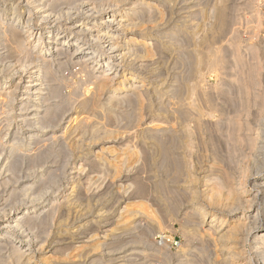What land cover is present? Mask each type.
<instances>
[{
    "label": "rangeland",
    "instance_id": "obj_1",
    "mask_svg": "<svg viewBox=\"0 0 264 264\" xmlns=\"http://www.w3.org/2000/svg\"><path fill=\"white\" fill-rule=\"evenodd\" d=\"M11 1V2H10ZM20 1V2H19ZM48 1V0H47ZM59 0H57L56 2H58ZM67 1H68V3L70 4H66L67 3ZM65 0V1H63V0H61L60 2H58V3H50V4H47V3H49V1L46 3V0H1L0 1V10H6V9H8V8H11V6L12 5H14L15 7H14V10L12 11V12H15L16 11V15H18L19 17H20V20H19V23H18V25H16V27L15 28H13L12 29V31L9 33V35H11V36H8V38L7 39H10V40H6L5 42H4V44H3V42H1V38H0V60H4V61H0V68H1V70H0V72H2V73H0V78H5L6 76H13L14 78H13V83L12 84H10V85H8L7 87H9V86H12L15 82H16V84H19V86H23L24 84H26L25 83V80H29V76L31 75L30 73L32 72V68H33V65L36 63L35 61H34V59H33V57H30L31 56V54L29 55L28 53V51H24V52H22V51H20V50H22V49H20V50H18V49H16V50H18V51H20L21 53H19L18 51H16L15 50V48H17V47H19V48H22V46L20 47V45H23V43H22V41L26 38V35H24L23 34V31H22V28L24 27V26H26L27 25V22L29 21L30 23H32V24H34V26L32 27V30H34V32L35 33H38V34H40V32H43V34H42V36H41V38L42 39H44V37L47 35V32L50 30V29H54V30H56V31H60L61 33H62V35H61V37L59 38V42H57L56 41V39H55V41L57 42H55L56 44H59V46H62V44H64V43H67V42H70L69 44H72V43H76V41H75V39H76V37H77V34H75L74 32H71V30H69V22H70V20L71 19H102L101 18V15H103V14H108V13H111L114 9H119L120 8V13L123 11V9H124V7H126V6H124V2L125 1H121V0H94L93 1V3H91V1L92 0H85V1H82V0H80V1H78L77 0V2H76V0ZM108 1V2H107ZM135 0H126V2H134ZM153 2H150V0H139V3H138V7L136 8V9H134V11H140L141 10V14L142 15H140V13H138L137 15L138 16H136L137 18H139V19H142L143 20V23H145V26L144 27H142V29H141V27H140V29L142 30V31H146L147 33H148V35L149 34H152L151 36H153L152 38V42L155 44H157V47L159 48L160 47V40H163V35H169V36H171V37H174V40H172V44L171 45H173V50H175V49H177V47H178V49H179V47H180V45H184V47H186L185 49H184V47H180V48H182V50H186V53H185V51H182L183 53L182 54H184L185 53V55L186 54H188V55H186V56H188V57H190L189 55H193V52H194V55H199V54H201L202 52H199V51H204L203 53L206 55V53H208L209 54V58L207 57V59L208 60H205V58H204V64H206V66H203L204 64H202V66L200 65V67H198V68H195V69H197L196 71H195V69L194 68H192V67H190V66H193V67H195L194 65H195V62H194V64H191V62L193 63V58H188V60H187V58L185 59V57L186 56H182V57H180L181 56V54H180V56H178L179 55V52H177V51H179V50H176V51H173V53L171 54L170 52H169V54L167 53V52H164V53H161L160 54V49H158L157 48V50H156V44L154 45H152V47H153V49L154 50H156V54H159V55H156L155 57H154V59L153 60H147L145 63H147V64H149V62H150V64H152L153 62H154V64H152V67L154 68V71H155V73H153V74H156L155 76L154 75H152V74H150L149 75V73H147V75H146V83L148 84V86H147V90H146V93L147 94H145V99L143 100V101H141L140 103H141V105H140V103L139 104H137L136 102H135V104L136 105H132V104H134V103H132L131 104V102L129 101V103L132 105V109H134V110H131V107H129L130 105H128L129 103H128V101H125L124 103H122L123 105H122V108H119V107H121V105L119 106V107H115V105L116 104H113L112 106H110L109 107V109L111 110L110 112H112L113 111V113H115V114H113L114 115V119L113 118H111L110 119V117H113V115L111 116L110 114H112V113H109V114H107L108 115V117H109V115H110V117H109V119H107L108 121V123H105L106 122V120L104 119V118H99V121L102 123V125L104 124L105 125V127L109 130L110 128L114 131V133H113V136H117L116 138H115V141H114V137L112 136V135H110L109 137H112V138H101L100 140H97V142H96V139L93 137L94 135L92 134V133H86V134H84V135H80L79 137L80 138H82V139H80V142H79V145L77 146V148H76V144H74L73 142H74V136H75V134L74 135H70L69 137H68V135H64V137H59V138H52L51 137V141H52V143H50L51 141H47V138H49L50 137V135L52 136L53 134V132H51L52 130H58V129H60V128H62L63 126H64V122H66L67 120L66 119H69L70 118V115L73 113V112H75V111H78L79 109H80V106H81V102L80 101H82L83 100V98L85 97V93H84V91H85V89H86V83L84 84V83H82V82H84L83 80H84V78H83V76H81V75H84L83 74V72L81 71V70H79V68L78 67H81V65L79 66L77 63L76 64H74L77 60L75 59V61L72 59V57H70L71 58V61H73V62H71L70 60H69V64H66L65 65V70L63 71V68H64V66H58L59 67V69H58V67H56L57 65H58V63H59V61H64V62H66V61H68V58L69 57H67V55H61V56H58V57H49V59H50V61H48L47 62V64L49 63V66H51L52 67V71H51V73H53V74H51V75H49L50 77H55L56 78V80H57V78L59 77V79H58V81H55V80H53V82H52V79L54 78H49V79H51V80H49L47 83L49 84V85H51V87H49V85L48 84H46V86H45V91L43 90V93H44V97L46 98V99H49V101L47 100L46 101V99H45V101L42 103V101H41V103H38L39 101H34L33 103H32V101H29V100H34V99H36V98H34V96H31V98H28L27 100H24L23 101V104H25V109H23V110H25V111H21V110H19V106H18V101L19 100H14L13 101V105H12V107H11V105H9V103H7V104H5L4 102L5 101H3V103L5 104V106H4V104H0V107H3L2 109H0V115H1V119H0V152L2 153H0V208L2 207V209H0V220L2 221V220H6V219H8V218H10V217H13V216H15L17 213H21L22 214V212H24V210L27 212L28 210H31L32 211V208L31 207H33V206H35V204L37 203V200L35 199V198H33L35 195H32V194H35L34 192H33V189L32 190H30V191H28V193H27V195H22V193H24L25 191L24 190H26V188H21V182L22 181H24V183H25V185H27V183H28V186H29V184L30 185H32L33 183H34V186H33V188H34V190H36V191H38V190H41L43 187H47V186H49V191H48V194H51L52 196H53V198H51V199H54L55 198V205L57 206V210H56V214H55V209L52 211L53 213H51V212H48V213H46L45 215L47 216V218H45V216H44V218H45V220H44V222L41 220L42 218V216L40 217V219L38 218V228L37 227H34V225H32V227L34 228V229H32V227L29 225V224H27L26 226H25V228L24 227H22L21 228V230L20 229H18V228H16V230L15 229H12L13 231V235H11L10 236V238H8V239H5V240H3L2 241V243L0 242V244H1V246L3 245V247L5 248V250L1 247L0 248V258H1V261H3L2 259H4V261H7V260H9L8 258H9V256L11 255V253H12V249H13V245L12 244H15L17 241H19V240H21V239H23V240H26V242H27V245H26V249H28L29 251H26V253L28 252V254L32 257V261H33V264L34 263H36V264H43L42 262V260H43V258H45L46 256H49V255H52V254H54V257H56L55 259L57 260L58 258V260L60 261V260H62V258H60V255H61V257H63L64 255H65V253L67 254V252L70 254L71 252H72V250L74 251V253H72V254H70V257L71 258H69L68 260H69V264H76V263H78V262H80V261H84V262H81V264L83 263V264H87V263H89V264H93V260L95 259V258H99V259H101L100 261H103V263L104 264H109V262H106V259H108V258H110V257H120L119 255H121V256H124V253H121L123 250H121L122 249V247H120L119 246V244L118 243H116L117 245H111L110 246V250L111 249H113V252H111V251H109V252H111V253H109V252H107V251H105V250H107V248L105 249V248H101L99 251H92V252H89L88 253V251H86L85 250V252H82V253H80L81 255L83 254V253H86V254H83L84 256H86L85 257V259H82V258H84L83 256H81V258L80 257H74V258H76V259H72V257L74 256V254L75 253H78V251H77V249H75L74 247H77L78 245H80V242H81V245H83V243H84V241H85V239L87 238V240L86 241H88V238L90 239V237H88L89 235L90 236H92L94 233H97V234H95V235H98V236H96V241H93L94 243L95 242H99L100 240H99V238L100 237H102V231L104 230V228L105 229H107L108 227L109 228H111L112 226H116V223H117V220H118V217H119V214H120V212H121V210H122V208H123V206H125V204H127V202H132L131 203V205L130 206H132L133 204H134V202L133 201H135V204L137 205V203H136V201H138V202H141V200L143 201V199L145 200L144 201V203L146 202V203H148V204H150V205H152V207H150V205H148V204H146L145 203V206L146 205H148L147 206V208H149L150 207V209H148L149 211L150 210H152L151 208H153V210H154V212H156L157 210V208L161 211V213L159 212V211H157L156 213H153V214H155L153 217H155V218H160V219H162L163 221H161L162 222V227H161V229L160 228H156V227H152V225L151 224H147V221H146V223H145V221H144V219H146V217L142 214H139L138 216H140V217H138V220H136V226H135V228H136V230H135V228H133L132 229V232H131V234H134L136 237L135 238H137V237H140V235L143 237V239L145 240V244H135V246L137 247L135 250H134V252H136V253H134V256H136V257H131L132 259V262H131V264H136L135 262H137L138 263V261H139V259H140V262H143V261H146L147 259L149 260V262H148V264H151V262L152 263H156V264H161L160 263V261H163V259H167L166 258V256L165 255H163V254H160V252H159V250L160 249H165V247H164V244H163V237L164 236H168L167 237V241H169L170 239H172V241L171 242H168V251L171 253V255H170V257H169V264H175L176 263V257H177V255H175L178 251H179V249H180V246L181 245H184V244H189V241H186V238L183 236V234L181 233L182 232V222H180V221H182L181 219L184 217V213H185V211H186V208L188 209L189 207L188 206H191L192 204H195V205H200V204H204L205 206L206 205H208L207 204V202L200 196L199 198H194V199H190V197L189 196H184L185 195V193H186V195H188L189 194V192L191 191L190 189H197V190H201V188L203 187L202 186V180L205 178V176H207V175H209V173H206V172H209L208 171V169H209V167L214 163V162H212V161H215V159H218V161L220 162H218L217 160V162L221 165V163H222V165H223V163H226V165L227 166H229V164L230 165H232L233 163H237L236 165H237V167H236V165L235 164H233V167L232 166H229V167H225V164L222 166L221 165V167H223L224 169H226L227 170V168H230V172L231 173H233V175L234 176H237L244 168L246 169V170H248V174L250 173V176H251V174H253L254 172H252V170H251V167H252V163H254L257 159H260L261 157H263V155L260 153H258V152H252V150H250V149H248V148H246V147H240V146H237V143H233V142H236V140H234V135H236V133L237 132H233V131H237L236 130V128H237V122L236 121H238V122H240L239 120H242V122L244 123V124H246V125H248V126H250L251 128H254L252 131H251V134L253 135V136H259V138H260V140L261 139H263V135H264V118H262L261 116L262 115H260L261 113H259L260 111H259V109H261V108H258V107H260L261 105H264V100H263V98H261V97H264V0H227L228 2H226L225 1V3L227 4V8L229 9L230 8V10H228V12H230L231 10H233V11H231L230 12V14L228 13V15H230V18L228 17V20H229V22L227 23V24H229L228 25V27H226L225 29H226V31H225V29H224V32L222 31L221 32V34H219L220 32H216V33H213V28H214V25H215V23L214 22H216V21H214L213 19H212V17H214L215 18V16H214V14H215V10L213 9L215 6H217V4L215 3V2H218V4L220 3V0H175L176 1V3L175 2H173L174 0H152ZM3 2V3H2ZM16 2V4H14ZM18 2V3H17ZM63 2H66L65 4L63 3ZM70 2H72L73 4H71ZM74 2H76V4H74ZM90 2V3H89ZM111 2H113V3H111ZM116 2V3H115ZM143 2H145V3H143ZM180 2V3H179ZM195 2H198L197 3V6H196V3ZM232 2V3H231ZM6 3V4H5ZM47 4V5H45V4ZM159 3V4H158ZM171 4V7H170V4ZM175 3V4H174ZM178 3H179V5H178ZM195 3V4H194ZM11 4V5H10ZM53 4H55V5H53ZM62 4V5H61ZM94 4V5H93ZM95 4H97V5H95ZM111 4V5H110ZM118 4V5H117ZM148 4V5H147ZM166 4V5H165ZM180 4H182V5H180ZM186 4V5H185ZM193 5V7H194V5H195V7L194 8H188V7H192V5ZM233 4V5H232ZM42 5V6H41ZM61 5V6H60ZM87 5V6H86ZM90 5H91V7H90ZM93 5V6H92ZM167 5H169L168 7H170V8H167ZM175 5V6H174ZM183 5H185L186 7H187V9H186V7L185 6H183ZM188 5V6H187ZM253 5V6H252ZM52 6H55V8H57V6H59V8H57V10L54 8V7H52ZM67 6V7H66ZM107 6V7H106ZM109 6V7H108ZM162 6H164V8L161 7ZM179 6V7H178ZM235 6V7H234ZM52 7V8H51ZM84 7V8H83ZM106 7V8H105ZM144 7V8H143ZM150 7V8H149ZM153 7H157V9H164L162 12H163V14H162V12L160 11V10H157V9H155V8H153ZM166 7V8H165ZM177 7V8H176ZM236 7H238V8H236ZM51 8V9H50ZM112 8V9H111ZM141 8V9H140ZM148 10H146V9ZM153 8V9H152ZM200 8V9H199ZM201 8H206L205 10H203V11H206V10H208V12H214L213 14L212 13H210V14H212L213 16H210L209 17V13L206 11L205 13L204 12H202V14H200V12L202 11V9ZM216 8V7H215ZM54 9V10H53ZM94 9V10H93ZM142 9H144L145 11H147V12H149L150 11V13H146L144 10H142ZM151 9V10H150ZM177 9L179 10V11H177ZM181 9H183V10H181ZM211 9H213L212 11H211ZM236 9V10H235ZM239 9V10H238ZM241 9V10H240ZM44 10H49V12L47 11L46 13L45 12H43ZM71 12H70V11ZM96 10V11H95ZM105 10V11H104ZM154 10V11H153ZM200 10V11H199ZM66 11H67V13H66ZM89 11V12H88ZM158 11H160V12H158ZM165 11V12H164ZM168 11V12H167ZM191 13H190V12ZM197 11V12H196ZM39 12V13H38ZM58 14H57V13ZM77 12V13H76ZM96 12V13H95ZM155 12H156V17H154V15H155ZM195 12H196V14H195ZM3 12L2 11H0V14H2ZM28 13V14H27ZM66 13V14H65ZM86 13V14H85ZM90 13V14H89ZM146 13V15H144V14ZM159 13H161V14H159ZM188 13V14H187ZM193 13V14H192ZM203 13L204 14H206V16L204 15V16H202L203 15ZM45 14H46V16H47V18H48V22L47 23H43L42 22V20L41 19H43V18H41V17H43V16H45ZM57 14V15H56ZM76 14V15H75ZM148 14V15H147ZM151 14V16H153V18L151 17V16H149ZM154 14V15H153ZM164 14H165V16H166V14H168V15H170V17H168V15H167V17H165L164 16ZM185 14H187L186 16L187 17H185ZM197 14H199L200 16H196ZM56 15V16H55ZM88 15V16H87ZM139 15H140V17H139ZM144 15V16H143ZM162 15V16H161ZM256 15H258V16H260L261 18L260 19H255L256 18ZM10 16H12V15H10ZM142 16V17H141ZM145 16H149L150 18H147V17H145ZM160 16V17H159ZM164 16V21L163 22H159L158 23V26L156 27V28H154V29H151L152 28V23H151V21L152 20H154V18H156V19H159V18H162ZM191 16V17H190ZM7 17H9L8 15L6 16V17H2V16H0V21H1V19L2 20H5ZM40 17V18H39ZM54 17V18H53ZM62 17V18H61ZM91 17V18H90ZM128 17H133V11H131V13L127 16V17H125L124 19H128ZM143 17H144V19H143ZM159 17V18H158ZM176 17V18H175ZM183 17V19H180V18H182ZM196 17V18H195ZM203 17V18H202ZM207 17V18H206ZM38 18H39V20H38ZM51 18V19H50ZM57 18H60V19H57ZM146 18L148 19L147 21H146ZM165 18H167L166 20H165ZM184 18H186V20H184ZM210 18V19H209ZM67 19V20H66ZM118 19H120V17H118ZM122 19V18H121ZM201 19V20H200ZM205 20V24L203 25V23H204V20ZM207 19V20H206ZM28 20V21H27ZM189 20H191L190 22H189ZM195 20V21H194ZM213 21V22H210V21ZM21 21H24L25 23L23 24V22H21ZM35 21H39V22H35ZM83 21V20H82ZM82 21H80V23L78 22V25H80L81 24V22ZM86 21H88V20H86ZM184 21H186V23L184 22ZM255 21H257V24L260 22V25H256V22ZM34 22V23H33ZM55 22V23H54ZM151 24H150V23ZM181 22H183L184 24H182ZM188 22H189V24H188ZM209 22L211 23V24H209ZM1 23V22H0ZM164 23V24H163ZM195 23V24H194ZM209 25H211L210 27L208 26V24ZM214 23V24H213ZM66 24V25H65ZM163 24V25H162ZM188 24V25H187ZM263 24V25H262ZM42 25V26H41ZM161 25V26H160ZM171 25V26H170ZM184 25H187V26H184ZM194 25V26H193ZM198 26V28H200L201 26V28L200 29H197V26ZM46 26V27H45ZM48 26H49V28H48ZM60 26H61V28H60ZM64 26H66V27H64ZM115 26V27H114ZM176 28H175V27ZM191 26V27H190ZM200 26V27H199ZM254 26V27H253ZM22 27V28H21ZM43 27V28H42ZM118 27V28H117ZM169 27V28H168ZM193 27V28H192ZM204 27V29H205V32H204V29H202ZM209 27V29H210V31H211V33H209L210 31H209V29H207ZM257 27V28H256ZM0 37H1V33L3 32V25H1L0 24ZM60 28V29H59ZM190 28V29H189ZM192 28V29H191ZM15 29V30H14ZM37 29V30H36ZM109 29H112L113 31H115L116 32V34L117 35H119V38H117L116 37V41L117 40H126L127 41V37H131L132 35L131 34H129V31H131L132 30V28L131 29H128V30H126L127 28H125V27H123V26H118V25H113V26H111ZM121 29V30H120ZM123 29V30H122ZM137 29H139V27H137ZM139 29V30H140ZM163 29V30H162ZM173 29V30H172ZM177 29V32H179V33H177L175 30ZM164 30H165V32H164ZM183 30V31H182ZM188 30V31H187ZM194 30V32H195V30L197 31L198 30V32H192L193 34H187V33H182V32H188V33H191V31H193ZM206 30H208V31H206ZM17 31V32H16ZM22 32V33H20V32ZM63 31V32H62ZM173 31V32H172ZM200 31V32H199ZM255 31H257V32H255ZM19 32V33H18ZM122 33H123V36H122ZM172 33H174V34H172ZM185 34V35H182V34ZM204 33H208L207 35L205 34L204 36H203V34ZM213 33V34H212ZM254 33L255 34H257V35H254ZM16 34H18V35H16ZM171 34V35H170ZM195 34H197V36L195 35ZM199 34V35H198ZM210 34H212L213 36H212V38H211V35ZM217 36H216V35ZM21 35H22V37H21ZM75 35V36H74ZM159 35V36H158ZM177 35V36H176ZM179 35V36H178ZM186 35H187V37H186ZM191 35H195V36H193L194 37V41H191V39L189 38V37H191ZM19 36V37H18ZM66 38H65V37ZM155 36V37H154ZM183 36V37H182ZM184 36L186 37V38H184ZM201 36V38L203 37V38H206V39H204V41H205V44H204V42H203V38L202 39H199V40H197L199 37ZM206 36H208V38L206 37ZM249 36V37H248ZM250 36H251V38H250ZM253 36V37H252ZM180 37H182V39H189L190 41H184L183 42V40H181V38ZM215 37H216V39H215ZM15 38H16V40H15ZM20 38H22V40L20 39ZM24 38V39H23ZM78 38H80V40H84V45H83V49H84V51H86V52H90V51H94L95 50V47H96V45L98 44H96V42H94V41H92V39H88V38H86V37H78ZM151 38V37H150ZM176 38H178V41H177V39ZM180 38V39H179ZM196 38V39H195ZM213 40H211V39ZM249 38H250V40H249ZM252 38H254L253 40H252ZM18 39H20V41L18 40ZM87 39V40H86ZM208 39V40H207ZM246 39V40H245ZM17 40L20 42H17ZM70 40V41H69ZM89 40H90V42H89ZM149 40V39H148ZM154 40L156 41V42H154ZM202 40V41H201ZM11 41H12V43L13 44H10L11 43ZM177 41V42H176ZM250 41V42H249ZM10 42V43H9ZM25 42V41H24ZM181 42V43H180ZM186 42V43H185ZM190 42V45L188 46V49H189V51H187V46H186V44H188ZM198 42V44H196ZM202 42V43H201ZM209 42V44H208V48L206 47V45H207V43ZM249 42V43H248ZM254 43V44H256L255 45V47L259 50L260 49V51H261V53H260V55H259V53L258 54H254L256 51L252 48L251 49V46L249 45V44H251V43ZM8 43V44H7ZM16 43V44H15ZM22 43V44H21ZM55 43H51V44H49L48 46L49 47H51V48H55V46H56V44ZM122 43V42H121ZM183 43V44H182ZM193 43H195L194 45H193ZM233 43V44H232ZM237 44V45H236ZM239 44V45H238ZM242 44V45H241ZM193 45V46H192ZM197 45V46H196ZM236 45V46H235ZM258 45H260V46H258ZM6 46H8L9 48H7ZM15 48H14V47ZM249 46V47H248ZM13 49H12V48ZM85 47V48H84ZM191 49H190V48ZM200 47V48H199ZM211 47V50H208L207 51V49H209ZM263 47V48H262ZM216 48H220V49H216ZM235 48H237L236 50H238V49H240V52H238V51H235L234 49ZM249 48V49H248ZM2 49H4L3 51H2ZM11 49V50H10ZM56 49V48H55ZM193 49V50H192ZM247 49V50H246ZM16 51V52H18V53H16V52H13V51ZM71 49H69L68 51H66V52H68L69 53V51H70ZM160 50V51H159ZM193 52H192V51ZM196 50V51H195ZM214 50H217L216 52L214 51ZM5 51H7V52H9V53H7V52H5ZM170 51H171V49H170ZM221 51V52H220ZM238 52V53H241L242 55V57L244 58V60L245 61H248L249 62V64L250 63H254V64H256V66H258V65H263V67H262V69H261V67L260 66H258L259 67V69L258 70H260V71H255V74H254V71H251V69H250V67H251V64H250V66L248 65L247 66V62H245V61H243L242 59L243 58H241L240 59V57L241 56H239V59L240 60H242V61H240V60H238L236 57H234V56H236L237 55V57H238V55H240V54H236L235 52ZM157 52H159V53H157ZM187 52H189V53H187ZM192 54H191V53ZM196 52H198V54H196ZM209 52H211L212 54L215 52V54L217 55V52L219 53L218 55H217V57H214V54L211 56V53H209ZM3 53V54H2ZM15 53H16V55H17V57H16V55H15ZM25 53V54H24ZM28 55H27V54ZM176 53V54H175ZM251 53H253L255 56H254V59H253V61L252 60H250L251 59V57H252V55H251ZM85 54V53H84ZM168 54V55H167ZM236 54V55H235ZM3 55H5V56H3ZM12 57H11V56ZM24 55H26V56H28L27 58H26V56H24ZM56 55V54H55ZM164 55V56H163ZM165 55H166V57H165ZM175 55V56H174ZM221 55V56H220ZM256 55H259V56H256ZM13 56H14V58H13ZM24 56V60L21 58V57H23ZM161 56V57H160ZM3 57H5V58H3ZM18 57H20V59H21V61H20V63H19V61H17L18 59ZM65 57H67V58H65ZM109 55H105V56H102V57H100L99 58V61H97L96 63H93V64H91L90 65V69L92 70V69H94L95 67H97L96 69H99V68H101V66H103L104 68L106 67V62H107V60L109 59ZM160 57V58H159ZM178 58V60L176 59V58ZM180 57V58H179ZM191 57H194V56H191ZM196 57V56H195ZM219 57H221V59L219 58ZM222 57H223V59H225V60H223L222 59ZM255 57H258L259 59L261 58L262 60L260 61V60H256V59H258V58H255ZM263 57V58H262ZM9 58V59H8ZM11 58V59H10ZM17 60H16V59ZM61 58H62V60H61ZM69 58V59H70ZM213 58H217L216 60H218V58L220 59V60H218V61H220V62H218V61H214L215 59H213ZM235 58H236V60H237V62L239 63L238 65H237V63H236V60H235ZM59 61H58V60ZM165 59L167 60V66L165 65V63H164V61H165ZM176 59V60H175ZM180 59H182V61H184L183 62V64H182V61L180 60ZM190 59V60H189ZM32 60H33V62H32ZM104 60V61H103ZM106 60V61H105ZM161 60V61H160ZM186 60H187V62H186ZM192 60V61H191ZM212 60L214 61L213 62V64H215V66H213V65H211L212 64ZM221 60H223V61H221ZM13 61V62H12ZM14 61H17V64H16V62H14ZM22 61H24V62H26V63H24V62H22ZM30 63H29V62ZM55 61V62H54ZM110 61L111 62H113L114 64L116 63H118V61H113V59H111L110 58ZM175 61H177V63L178 64H180V66L178 67V64H176L175 65ZM190 61V62H189ZM194 61H196V60H194ZM3 62V63H2ZM21 62H22V65H24L23 67H21L22 65H20L21 64ZM32 62V63H31ZM35 62V63H34ZM51 62H53V63H51ZM157 62H159L157 65L155 64V63H157ZM166 62V61H165ZM174 62V64H172ZM185 62H186V64H185ZM189 62V63H188ZM223 62V63H222ZM227 62V63H226ZM240 62H242V64L245 62L246 63V65L245 66H243V67H245V70L243 69V68H241L240 69V71H243L242 72V74H241V72H239V74H240V76L238 75V71H239V66H241V63ZM98 63V64H97ZM160 63H163V65H165L164 67V69H163V67H161V65H160ZM221 63V64H220ZM244 63V64H245ZM3 64V65H2ZM51 64V65H50ZM55 64V65H54ZM72 64V65H71ZM76 65V67L74 66V65ZM184 64H185V66H186V68H188V70L189 71H192L193 70V73L192 72H189V71H187V70H184L185 69V66H184ZM189 64V65H188ZM217 64H219L218 66H217ZM223 64V65H222ZM258 64V65H257ZM162 65V66H163ZM181 65L183 66V67H181ZM188 65V66H187ZM253 65V64H252ZM29 66V67H28ZM56 68H55V67ZM69 66V67H68ZM128 66V65H127ZM171 66H173V67H171ZM175 66H177V67H175ZM212 66V67H211ZM217 66V67H216ZM21 67V68H20ZM68 67V68H67ZM130 66H128V68L126 67V66H120L119 68H118V75H121V74H123V72L125 71V70H127V71H132V72H137V73H142L143 71L141 70V69H139L138 70V66H134L133 68L135 69V70H133L132 68H129ZM242 67V66H241ZM247 67V68H246ZM160 68V69H159ZM163 69V71H162V69ZM214 68V69H213ZM27 69H28V71H27ZM156 69H159V70H156ZM190 69H192V70H190ZM248 71H247V70ZM15 72H13V71ZM56 70V71H55ZM176 70V71H175ZM184 71L183 73L181 72V71ZM262 70V71H261ZM25 71V72H24ZM60 71V72H59ZM67 71V72H66ZM82 72V73H80V72ZM84 71H87L86 69H84ZM162 71V72H161ZM250 72L249 74L248 73H245V75L246 76H244L243 75V73L244 72ZM13 72V73H12ZM57 72V73H56ZM76 72H78V74L76 73ZM175 72V73H174ZM186 72V73H185ZM253 72V73H252ZM24 73V74H23ZM55 73V74H54ZM85 73V72H84ZM172 73H174V74H172ZM179 73H180V75H181V77H183L184 79H181V77H180V75H179ZM185 73V76H183L182 74H184ZM190 74V75H188V74ZM194 73H198L197 75L196 74H194ZM251 73L252 74H254L253 75V78H255L258 82L257 83H255V85L257 84V87H255L253 84L252 85H249L250 86V88H245L246 87V83H248V80H246V78L248 79V77L251 75ZM8 74V75H7ZM28 74V75H27ZM81 74V75H80ZM143 74V73H142ZM158 74V75H157ZM161 74H165V77L164 76H162ZM177 74V75H176ZM186 74L188 75V76H186ZM193 74H194V79H193ZM140 75V74H139ZM169 75H171V76H169ZM199 75H200V77H199ZM258 75H261V76H258ZM26 76H27V78H26ZM68 76V77H67ZM143 76V75H142ZM154 76V77H153ZM162 77V78H160V77ZM179 76V78L181 79V80H183V81H181L182 83H184L182 86H183V89L181 90L182 92V94L179 92V93H176V94H173L172 93V95L171 94H169V93H171V91L173 90L172 88L173 87H171L172 85H173V79H174V77L176 78V77H178ZM189 76H191V77H189ZM237 76H239L240 78H239V80H238V82L240 83L241 82V84H239V85H244L245 87H243L242 89H243V91H242V89H240L239 87H241V86H239L238 85V83L237 82H234V81H237V79H238V77ZM64 77V78H63ZM70 77H71V81H70ZM150 77H151V79H150ZM159 77V78H158ZM197 77H199V79H197ZM236 77H237V79H236ZM54 78V79H55ZM62 79V82L64 81H66V88H65V90H64V84H62V82H59L61 79ZM67 78V79H66ZM80 78H81V80H80ZM158 78V79H157ZM163 78H165V80L163 79ZM187 78H191V79H187ZM201 78H203L202 80H201ZM20 79V80H19ZM63 79H65V80H63ZM177 79V78H176ZM180 79H179V82H178V80H177V82L178 83H180ZM186 79V80H185ZM236 79V80H235ZM243 79V81H241ZM19 80V81H18ZM162 80V81H161ZM170 80V81H169ZM198 80V81H197ZM245 80V81H244ZM23 81V82H22ZM77 81H78V83H77ZM92 81H94V80H92ZM159 81V82H158ZM161 81V82H160ZM172 81V82H171ZM187 81H189V82H187ZM190 81H192L191 82V84H190ZM193 81H194V83H196V84H194L193 83ZM56 82V83H55ZM63 82V83H64ZM148 82H151L150 83V85H149V83ZM158 82V83H157ZM186 82V83H185ZM243 82H245L244 84H242ZM22 83V84H21ZM59 83H61V84H59ZM159 83H160V85H159ZM198 83L200 84V85H198ZM235 83H237V84H235ZM58 85V86H60V87H58V90H60L61 91V89H62V91L60 92V91H58L60 94L59 95H61L62 94V96H59V95H56V93L55 92H53L52 93V86H54V85ZM79 84V85H78ZM181 84V83H180ZM261 84V85H260ZM63 85V86H62ZM141 85H143V83H140V87H141ZM157 85L159 86V87H157ZM169 85V88H168V90H162V92H164V93H160V94H158L159 93V91L158 90H160L161 88H167V86ZM193 85H195V86H193ZM80 88H79V87ZM166 86V87H165ZM184 86L186 87V86H189V88H191L190 90V92L192 93V94H194V95H196V96H194V97H192V94H191V96H185V97H183V95H185V91H183V90H186V94H188V95H190L189 93V88L188 89H184ZM191 86V87H190ZM198 86H201V87H198ZM254 86V87H253ZM13 87H15V84L13 85ZM142 87H144V86H142ZM194 87V88H193ZM225 87L227 88V89H225ZM261 87H263V88H261ZM79 89V90H76V89ZM197 88V89H196ZM253 88H255L254 90H253ZM76 92H74L73 90ZM80 89H84V91L83 92H81V90ZM205 89V90H204ZM245 89H247L248 90V93H244V92H247V90H245ZM250 89V90H249ZM196 90L197 91H199V90H201V91H199L198 93H199V95H201L200 93H202V96H200V97H198V98H196L197 97V92H196ZM207 90H210V93H209V91L208 92H206ZM213 90V91H212ZM226 90V91H225ZM227 90H229V93H227L228 91ZM241 90V91H240ZM253 90V91H252ZM68 91V92H67ZM167 91V92H166ZM193 91H194V93H193ZM211 91L213 92L212 94H214V95H216V96H214V95H212L211 94ZM225 91V92H224ZM64 92V93H63ZM75 94H74V93ZM131 92V91H130ZM189 92V93H188ZM252 92H254V93H256V94H254V93H252ZM260 92V93H259ZM33 93V90H31V92L30 93H27L26 94V96H25V98H27L30 94H32ZM74 95H73V94ZM127 93V92H126ZM204 93V94H203ZM209 93V95L210 96H214L213 97V100L212 101H214L215 99H217V101H223L224 100V102H217V104L219 105H217V104H215L216 103V101H214V104H213V102H211V101H209V100H211L210 98H212V97H210L209 95H207ZM262 93V94H261ZM29 94V95H28ZM55 94V95H54ZM58 94V93H57ZM65 94V95H64ZM84 96H83V95ZM178 94V98H180V100H178V98H176V95ZM181 94V95H180ZM248 94V95H247ZM260 94V95H259ZM28 95V96H27ZM57 96V98H54V97H52L51 98V96ZM67 95H70L69 97L67 96ZM77 95H79V96H77ZM81 95H82V97H81ZM149 95H150V97H149ZM162 95H164V96H162ZM175 96V98H174V96ZM198 95V96H199ZM204 95H206V96H208L207 98L209 99V100H207V98H206V96H204ZM230 97V100H229V97ZM244 95H246V96H244ZM251 95V96H250ZM48 96V97H47ZM64 96H66V97H64ZM71 96H73V99H72V97ZM74 96H77V97H75V98H77L75 101H74ZM147 96V97H146ZM158 96V97H157ZM159 96H161V97H163V98H161V97H159ZM180 96V97H179ZM244 96V97H243ZM252 96H254V97H252ZM256 96L258 97H260V98H256ZM59 97H64V98H59ZM70 98V99H72L74 102H71L72 103V105H69L68 106V104H71L70 103V101H68V100H70V99H68V98ZM171 97V98H170ZM202 97V102L204 101L205 102V104H203L202 105V103H200L201 105H199V102H201V98ZM225 97V98H224ZM247 97H249V98H247ZM2 98V97H1ZM65 98H66V100H65ZM160 98V99H159ZM167 98H169V102H167L168 100H167ZM182 98H185V99H183L182 100ZM187 98H189L190 100H191V98H193V100L194 101H196V102H192V101H187V102H191V104L192 103H196V104H198L199 106H198V109H199V111L201 110L200 108H201V106H203L202 107V109L203 110H201V113H202V111H203V113L204 114H201L200 113V115H199V118H201V117H203V118H201L200 119V124L199 123H197V122H195V120H193V119H190V118H179V120H178V117H179V115L178 114H173L172 113V111L170 110V109H172V107L174 106V104H173V102L171 101V100H175L176 102L177 101H180V102H184V104H186L187 102H186V99ZM227 98V99H226ZM245 100V101H243V99ZM165 99L167 100L166 102H165ZM188 99V100H189ZM199 101H197V100ZM242 99V100H241ZM247 99H249L248 101H247ZM64 102V104L65 103H67V104H65V107L66 108H63L61 105V103H63L62 101ZM145 100H147L146 102H145ZM159 100H162V101H159ZM164 100V101H163ZM235 100V101H234ZM27 101V102H26ZM68 101V102H67ZM149 101H151V104L152 105H150V102ZM228 101H230V102H228ZM241 101H242V103L243 104H247V102H248V105H246V106H242V103H241ZM255 101V102H254ZM51 102H54L55 103V105H57L56 103H58L59 102V106H61V107H58V106H55V108H53V110L51 111V112H54L55 110L58 112V110L57 109H59V112L57 113L56 111V114H57V117H59V119L61 118V120H62V122H61V120H57L58 118H54V119H56V121L53 123V126H56V127H47L46 129H45V134L42 136L43 138L41 139L40 138V136H39V138H40V140L39 139H37L36 140V143L34 144V145H31V149H28L27 151L29 152V151H31L30 153H25L26 152V150H23V149H20V151H19V153L18 154H23V156H20V160L21 161H23L22 163L20 162V166L21 167H18V168H21V169H16L14 172H9V173H7L8 171H7V168L5 167V165H6V163L8 162L7 161V156H8V152H7V148H8V144H10V143H12V141H13V139H14V136L18 133V132H16V131H19V136L21 137V135H22V137H24L25 139H26V141H28L27 140V136L29 135V130L30 129H33L34 127L33 126H29V125H34L32 122H33V120L31 121V119H27V118H29L31 115H30V112H32V110L33 109H35V107H33V108H31L32 106H33V104L34 105H36V107H38V104H41L42 105V108L43 109H45L46 107H47V105H49V104H53V103H51ZM142 102H145V103H142ZM149 102V103H148ZM162 102V103H161ZM186 102V103H185ZM260 103L261 102V104H258V103ZM0 103H2V102H0ZM29 103H31V105L29 104ZM147 103V104H146ZM166 103H167V105H166ZM168 103H172V105H169ZM225 103V104H224ZM226 103H227V105H226ZM258 105H257V104ZM263 103V104H262ZM28 104H29V106H31V107H28ZM64 104H63V106H64ZM78 104V105H77ZM125 104H127L126 106H125ZM144 106H143V105ZM211 104V105H210ZM212 104L214 105V106H218V107H221V108H218L217 106L216 107H214V106H212ZM230 104V105H229ZM233 104H234V106H233ZM235 104H239L240 106H242V108L241 107H239V105L237 106V107H235ZM67 105V106H66ZM80 105V106H79ZM150 105V106H149ZM161 105H162V107H161ZM168 105L170 106V107H168ZM205 105V106H204ZM224 106V107H226V108H222V106ZM250 105H251V108L253 107V109L251 110V111H249L250 110V108H249V110L247 109L248 107H250ZM73 108H72V107ZM79 106V107H78ZM123 106H125L124 108H123ZM130 108V109H128V107ZM134 106V107H133ZM136 106V107H135ZM143 106V107H142ZM149 106V107H148ZM153 106V107H152ZM156 106V107H155ZM197 106V105H196ZM228 106H230L229 108H228ZM256 106V107H255ZM6 107V108H5ZM17 107H19V108H17ZM58 107V108H57ZM68 107H71V109L70 108H68ZM165 107H166V110H165ZM209 107H214V108H216V110H213L212 109V111H211V109L209 108ZM232 107H234V108H232ZM30 108V110H28ZM57 108V109H56ZM60 108H61V110H60ZM77 108H79V109H77ZM162 108V109H161ZM169 108V109H168ZM209 108V109H208ZM217 108H218V112H217ZM237 108V109H236ZM244 108V109H243ZM246 108V109H245ZM11 109V110H10ZM18 109V110H17ZM70 109V110H69ZM123 109H126V114L128 113V115H130V114H135L134 115V117H132L131 115L129 116V117H127L128 115H125L124 116V112H125V110H123ZM127 109L128 110H130V112H132V113H129V111H127ZM140 109V110H139ZM144 109V110H143ZM154 109H155V111H154ZM205 109V110H204ZM224 109H230L229 111H224ZM258 109V110H257ZM64 110H67V111H64ZM72 110V111H71ZM83 110V109H82ZM88 110V109H87ZM86 109H84V111H87ZM137 110H139V111H137ZM141 110H143V112H140ZM162 110V111H161ZM208 110H210V112L211 113H214V114H212V116H211V114H210V112L208 113L207 111ZM224 111V112H221V111ZM236 110V112L238 113H236V112H234ZM257 110V111H256ZM123 113H122V112ZM133 111H134V113H133ZM150 111V112H149ZM214 111V112H213ZM243 111H245V112H243ZM246 111H248V113L246 112ZM253 111V112H252ZM254 111L256 112V114H254ZM259 111V112H258ZM19 112H22V113H24L22 116H20V118H18L17 116V114H19ZM66 112V113H65ZM88 112H90L91 114H92V112L94 113V114H98V113H96V111H94V110H90L89 109V111ZM119 112H120V116H117V115H119ZM154 112V113H153ZM163 112H165V114L166 115H164V113ZM168 112V113H167ZM226 112H227V114H226ZM234 114H233V113ZM245 114V116H244V114ZM1 113H3V114H1ZM101 113H103V115H105V113H104V111H101ZM118 113V114H117ZM122 113V114H121ZM140 113H142V114H144V115H142V114H140ZM151 113H153V114H151ZM171 113L177 118H174V116H173V118H172V115H171ZM208 113V114H207ZM236 113V114H235ZM251 113H253V114H251ZM60 114H62V115H60ZM152 116H151V115ZM218 114V115H217ZM221 114H224V115H222L221 116ZM229 114H231V115H229ZM5 115V116H4ZM59 115V116H58ZM69 115V116H68ZM99 115H100V117H102L103 115H101L100 114V112H99ZM123 115V116H122ZM142 115V116H141ZM162 115V116H161ZM169 115V116H168ZM206 115H210V117L209 116H206ZM228 115L230 116V117H228ZM232 115H235V116H232ZM239 115H241L240 117H239ZM246 115H249L248 117L246 116ZM165 116V117H164ZM178 116V117H177ZM220 116V117H219ZM225 116V117H224ZM2 117H4L5 119H7V120H5L4 118H2ZM9 117V118H8ZM18 119H17V118ZM56 117V116H55ZM67 117V118H66ZM107 117V118H108ZM116 117H117V119H119V117H120V121H118L117 119H116ZM121 117H124L122 120H121ZM132 117V118H131ZM144 117V118H143ZM155 117H159V119L158 118H156L155 119ZM221 119H219V118ZM223 117V118H222ZM232 117V118H231ZM236 118V119H233V118ZM240 118L239 120H237L238 118ZM245 117V118H244ZM17 120H16V119ZM24 118H25V122H24ZM126 118V119H125ZM129 118H131L132 120L129 122ZM164 118H166L165 119V121H167V124L169 123H171V125L172 124H176L177 126H178V128H177V126H176V128H174L175 127V125H172V126H170L169 124V126L171 127V130H173V131H171V132H169L170 133V135L172 134H174L175 133V131L177 132V130L178 129H180L182 126H186V127H189L188 129H189V131H190V134H191V137H192V143H194V144H192V147H194L195 149H194V151L193 150H190V151H188V149L186 150L187 152H185V156H186V158H187V171H189V172H192L191 174H193L194 175V177L197 179V183L196 182H194V183H192V185H190V187H185V188H182L181 186H183L184 187V176H183V178H180L181 179V181H177L178 183H176V181H172V179L170 178L171 176L170 175H168L167 173H171V170H169L170 172H168V170L166 169V167H165V165H163V163H160V164H162V165H158L159 164V162H160V159H161V157H159L157 160H155V161H153L152 160V158L150 157V155H151V153H150V155H148L149 153L147 152L148 150H150V148L148 147V145L147 144H144V143H142L143 142V139H141V137L142 138H145L146 136H148V137H146V138H149L150 137V135H152V134H155V135H158V136H162L163 135V133L161 132V131H156V132H154V133H152V131L151 132H146L145 131V129L146 128H152V127H154V126H156V125H151V126H149L150 124H152V122H154V124H156V122L158 123V122H162V119H164ZM169 118H171V119H173V120H171V119H169ZM207 118V119H206ZM224 118L226 119V120H224ZM261 118V119H260ZM10 119V120H9ZM65 119V120H64ZM105 120L104 121V123L102 122V120ZM129 119V120H128ZM152 119V120H151ZM153 119H154V121H153ZM168 119V120H167ZM176 119V120H175ZM227 119H229V121L230 120H232L233 119V121H235L234 123H232L233 121H231V123L229 122L228 124H227V122H228V120ZM251 119V120H250ZM112 121V122H110L109 123V121ZM149 120H151V121H149ZM205 120H206V122H208V121H210V122H208V123H206L205 122ZM208 120V121H207ZM218 120V122L217 123H215L216 121ZM224 120V121H223ZM245 120V121H244ZM253 120V121H252ZM255 120V121H254ZM263 120V121H262ZM5 121H7V122H5ZM31 121V122H30ZM59 121V122H58ZM117 121V122H116ZM192 121V122H191ZM204 121V122H203ZM223 121V122H222ZM247 121V122H246ZM23 122V123H22ZM27 122V123H26ZM28 122H30V124L28 125ZM114 122H116V123H114ZM150 122V123H149ZM172 122H174V123H172ZM180 122V123H179ZM185 122H187V123H185ZM225 122V123H224ZM56 123V124H55ZM59 123V124H58ZM178 123V124H177ZM204 123L205 124H210L209 125V129H207V126L208 125H204ZM212 123H215V124H212ZM221 123H223L224 125L222 126V124ZM252 124L253 123V125H249V124ZM20 124V125H19ZM22 124V125H21ZM27 124V125H26ZM58 124V125H57ZM111 124V125H110ZM114 124V125H113ZM195 124H199L198 126H195ZM212 124V125H211ZM217 124H220V125H217ZM230 124V125H229ZM231 124H233L232 125V127H235V125H236V127L235 128H233V129H235V130H233L232 128L230 129V126H231ZM8 125V126H7ZM16 125V126H15ZM108 125H110V126H112V127H114V128H112V127H110V126H108ZM147 125V126H146ZM188 125H190V126H188ZM217 125V126H216ZM258 125V126H257ZM18 126V127H17ZM23 126V127H22ZM137 126H139V127H137ZM201 126V127H200ZM206 126V127H205ZM214 126V127H213ZM216 126V127H215ZM219 126H221L222 127V129H221V127H219ZM7 127V128H6ZM104 127V126H103ZM172 127L174 128V129H172ZM198 127V128H197ZM256 127H258V128H256ZM14 128H15V130H14ZM28 128V129H27ZM155 128V127H154ZM212 128H214V130L212 129ZM215 128H217L218 130L217 131H215ZM262 130H261V129ZM4 129V130H3ZM18 129V130H17ZM27 129V130H26ZM132 130V129H136V130H133V132H134V134H133V132H131V131H128V130ZM191 129V130H190ZM194 129L195 130H197L196 132H194ZM204 129V130H203ZM220 129V130H219ZM229 130V131H232V132H229V131H227V130ZM116 130H117V132H116ZM205 130H207V131H205ZM210 130H212V131H214L213 132V134H212V131H210ZM222 130H226L227 132H226V135L227 134H229V135H231V133H232V135L229 137V138H232L233 140H231L230 142H228V140H229V138H228V140H227V136L225 137V133H223V131ZM261 130V131H260ZM12 131H14V133L12 132ZM24 131H26V132H24ZM209 131V132H208ZM222 132L223 133V135L221 136V134L222 133H219V136H218V134H214V133H217V132ZM4 132H6V134L4 133ZM16 132V133H15ZM47 132H50V133H47ZM59 133H57V134H59V135H61L60 134V131H58ZM120 132V133H119ZM126 132V133H125ZM127 132H129V133H127ZM136 132V133H135ZM137 132H139V134L137 133ZM208 132V133H207ZM261 132H263V133H261ZM199 133V134H198ZM257 133V134H256ZM13 134V135H12ZM43 134V133H42ZM47 134V135H46ZM88 134H90L91 136H89ZM117 134V135H116ZM118 134H120V135H118ZM145 134V135H144ZM192 134H194V136H192ZM255 134V135H254ZM263 134V135H262ZM5 137H4V136ZM49 135V136H48ZM86 135V136H85ZM88 135V136H87ZM124 135V137H121V136H123ZM137 135H138V137H137ZM171 135V136H172ZM211 135H215L214 137H213V139L211 138L212 136ZM4 137V138H2V137ZM131 136V137H130ZM134 136H135V138H134ZM141 136V137H140ZM210 136V137H209ZM218 137L219 138V140H220V138H221V140H220V142L221 143H223V144H221V145H218L220 142H219V140H218V138L216 139V140H214V138L215 137ZM221 136V137H220ZM234 136V137H233ZM46 137V138H45ZM78 137V138H79ZM87 137H89V139L87 138ZM105 137H107V136H105ZM136 137H137V139H136ZM196 139H195V138ZM223 137V138H222ZM262 137V138H261ZM13 138V139H12ZM65 138H67V139H65ZM208 138H209V140H208ZM211 138V139H210ZM2 139H4V140H2ZM45 141H44V140ZM53 139L55 140H57V143H56V141H54L53 142ZM110 139V140H109ZM112 139V140H111ZM133 139H136V140H133ZM140 139H141V142H140ZM198 139V140H197ZM226 140V142H227V145H226V142H223L222 140ZM11 140V141H10ZM43 140V141H42ZM61 140V141H60ZM104 140V141H103ZM128 140H130L131 142V144L132 145H134V144H136V146H137V149H139V150H141V149H148V150H146V152H145V150H142V151H140V152H138L139 154H140V156H142L143 158H140V156L138 157V155H137V157L139 158H136V161H139L140 160V164L139 163H136V161L134 160L133 162H132V160H129L130 162H131V164H133L132 166H131V168H129L130 167V163L129 162H127L128 164H125V166L122 168L123 170H122V172H121V174L119 173V176H118V174H116L115 175V172H113L112 173V170L110 169V168H112L110 165H106L105 166V164H107V163H105L104 164V162H105V160H113V158H115L114 156H116V157H118V156H121V154L120 153H122L123 151L121 150L123 147H124V143H129V142H127ZM197 140V141H196ZM211 140H213V141H211ZM5 141V142H4ZM37 141L39 142L40 141V143H38L37 144ZM63 141H65V142H63ZM71 141V142H70ZM109 141V142H108ZM126 141V142H125ZM132 141H134V142H132ZM203 141V142H202ZM206 141V142H205ZM210 141V142H209ZM233 141V142H232ZM6 142L8 143V142H10V143H8V144H6ZM45 142L47 143V145L45 144ZM123 142V143H122ZM135 142H137V143H135ZM199 142V143H198ZM4 143V144H3ZM50 143V144H49ZM60 143V144H59ZM63 145H62V144ZM81 143V144H80ZM86 143V144H85ZM88 143V144H87ZM92 143V144H91ZM95 143H98V144H95ZM108 143V144H107ZM110 143H111V145H110ZM116 143H117V145H116ZM196 143V144H195ZM201 143H203V144H201ZM210 143H214V144H210ZM216 143V144H215ZM228 143H229V145L230 144H233V145H231V147H228V148H230L231 149V151L232 150H235V153L237 152L236 150H238V151H240V150H242L241 152L243 153V154H246V155H241L240 153L241 152H239V154L241 155V156H243V157H245V158H241V156L240 155H238V154H234V151H232L233 152V154L231 153V151H228L229 149H227V153H226V150H225V156H223V155H221V153L220 152H222L223 151V153H224V150L223 149H225L227 146H229L228 145ZM41 144V145H40ZM45 144V146L46 147H43V145ZM53 146H52V145ZM107 144V145H106ZM115 144V145H114ZM118 144H120L119 146H118ZM139 144V145H138ZM144 144V145H143ZM4 145V146H3ZM51 145V146H50ZM97 145V146H96ZM105 145V146H104ZM112 146L111 148H113V147H115V148H117V149H120V150H117L116 149V153H114L115 152V148H113V149H110L111 150V153H105L104 155H106V156H104V155H102L103 156V159H105V160H103V162H102V158L100 159V157L101 156H99L98 155V151H100V148L103 146V147H109V146ZM114 145V146H113ZM143 145V146H142ZM147 145V146H146ZM195 145V146H194ZM207 147H209V148H207ZM209 145H218L217 147H220L221 146V149H220V152L218 151L219 150V148L217 149V147L215 146V147H212V146H209ZM2 146L3 147H5L4 149L2 148ZM39 147V149L37 148V147ZM40 146H42L45 150H47L46 148H48V151H51V152H55V154H52L50 157H48V158H44V159H42V160H38V158L37 157H39V153H44V152H48V151H45L42 147H40ZM57 146H59L58 148L59 149H56L57 148ZM65 146V148H66V151L64 150L65 148H61V147H64ZM74 146H75V148H74ZM94 146V148H93V150H89L91 147H93ZM135 146V147H136ZM139 146V147H138ZM141 146V147H140ZM224 146V147H223ZM232 146H237V147H232ZM120 147V148H119ZM134 147V146H133ZM143 147H145V148H143ZM191 147V149H193ZM197 147V148H196ZM34 148V149H33ZM35 148H37V149H35ZM50 148V149H49ZM60 148L62 149V150H64V151H62V150H60ZM211 148V149H210ZM215 148V149H214ZM233 148V149H232ZM241 148V149H240ZM2 149V150H1ZM74 149H76V150H74ZM98 149V150H97ZM136 149V150H137ZM248 149V150H247ZM4 150V151H3ZM41 151V150H43V152H39V153H36L37 151ZM58 150V151H57ZM85 151V152H89L87 155H86V157H84V156H82L81 155V151ZM138 150V151H139ZM214 150V151H213ZM24 151V152H23ZM33 151H36L35 153H33ZM60 151V152H59ZM69 152V154H68V152ZM117 151H119V152H117ZM144 151V152H143ZM216 151H218L217 153H216ZM254 151V150H253ZM21 152V153H20ZM23 152V153H22ZM62 152V153H61ZM143 152V153H142ZM149 152H151V151H149ZM189 152V153H188ZM196 154H195V153ZM25 153V154H24ZM60 153V154H59ZM80 153V154H79ZM114 153V154H113ZM147 155H145V154ZM216 153V154H215ZM220 153V154H219ZM222 153V154H223ZM228 153H231L230 155H231V160H232V163L230 162L229 164H227L229 161H231L230 160V155L228 156L229 158V161L227 160H225V162H224V160H223V162H221L220 161V158L223 156V159L225 158H227L226 156H227V154ZM247 153H248V155H247ZM264 153V152H263ZM28 154V155H27ZM30 154V155H29ZM37 154V155H36ZM64 154H68V156L66 157V156H63ZM116 154V155H115ZM195 154V155H194ZM215 154V155H214ZM219 154V155H218ZM258 154V155H257ZM27 155V156H26ZM37 157H36V156ZM57 156L58 158V161H56L55 160V158H54V156ZM77 155V156H76ZM212 155V156H211ZM213 155L214 156H216V155H218L217 157L218 158H212L213 157ZM235 155H237V156H235ZM257 155V156H256ZM262 155V156H261ZM35 156V157H34ZM80 156H82V157H80ZM92 156V157H91ZM113 156V157H112ZM219 156H221V157H219ZM238 156H240V157H238ZM22 157H26V161L24 162V158L22 159ZM29 157H34V159H35V161L37 162V160H38V163H36V162H29V164H28V162L27 161H32L33 159L32 158H30V160H27V159H29ZM78 157V158H77ZM93 157H96V158H93ZM104 157H106V158H104ZM148 157V160H150V161H148L147 159H145V158H147ZM151 159H150V158ZM208 159H207V158ZM249 157H251V158H249ZM257 157H260V158H257ZM4 158V159H3ZM54 158V159H53ZM99 158V160H97ZM110 158V159H109ZM212 158V159H211ZM235 158V159H234ZM253 158V162L251 163V159ZM5 159H6V161H5ZM50 159V160H49ZM65 159V160H64ZM90 159H92V160H90ZM191 159V160H190ZM246 159H247V164H246ZM56 161V162H53V161ZM88 160V161H87ZM95 160V161H94ZM97 160V161H96ZM162 160V159H161ZM233 160H235V161H237V162H233ZM5 161V163H3V162ZM64 161H66V163H64ZM101 161V162H100ZM145 161V162H144ZM146 161H148V163L146 162ZM152 161V163H150ZM158 161V162H157ZM191 161V162H190ZM45 162H46V165H45ZM51 162V163H50ZM99 164H98V163ZM212 162V163H211ZM1 163H3L2 165H3V168H2V165H1ZM24 163V164H23ZM30 163H35V164H31L30 165ZM39 163H43L42 165H40ZM57 163V164H56ZM63 165H61V164ZM95 163H97V164H95ZM100 163L102 164L101 166H100V168H99V165H100ZM204 163V164H203ZM209 163L211 164V165H209ZM251 163V164H250ZM54 164V165H53ZM74 164V165H73ZM78 164H84L85 166H87L86 168H85V166L84 165H78ZM130 164V165H129ZM190 164H192V165H190ZM18 165V166H19ZM28 165H30V166H32V167H30V169H34V171H33V169L31 170V171H33V172H35V173H33L34 175L33 176H30L29 177V175H30V170H28V172L27 171H25V169H29V168H27L28 167ZM34 165V166H33ZM45 166V167H43V168H41L42 166ZM126 165H129V166H126ZM150 165V166H149ZM189 165V166H188ZM207 165V166H206ZM209 165V166H208ZM249 165H250V167H249ZM25 166H26V168H25ZM36 166V167H35ZM59 166V167H58ZM60 166L62 167V168H60ZM76 166V167H75ZM97 166V167H96ZM102 166H105V167H102ZM192 166V167H191ZM41 169H40V168ZM55 167V169H53ZM80 167H82V168H85L84 170H83V173H81V171H82V168L80 169ZM133 167V168H132ZM155 167H157V168H155ZM25 168V169H24ZM47 168V169H46ZM52 169V171H54V173H56L55 174V176L56 177H58L57 175L59 174L60 176L57 178V179H54L55 180V182L57 183V184H55V182H53V183H50L52 180H50V176H51V174H47V173H51L52 171H50L49 172V170L50 169ZM58 168V169H57ZM62 170H60V169ZM75 170V171H73V169ZM77 168H79V170L77 169ZM103 168V169H102ZM159 168H161L160 170H159ZM242 168V169H241ZM37 169H39L38 171H37ZM49 169V170H48ZM164 169H166V170H164ZM168 169H170V168H168ZM193 169V170H192ZM234 169V170H233ZM236 169V170H235ZM20 170V171H19ZM48 170V171H47ZM56 170H57V172H56ZM58 170H60V172L58 171ZM69 170V171H68ZM72 170V171H71ZM78 170V171H77ZM102 170H104V171H102ZM108 170H111V171H108ZM128 171V173H126L125 174V172H127ZM155 170H157L156 172L157 173H155ZM7 171V172H6ZM18 171L19 172H21L20 174H13V173H18ZM68 171V172H67ZM131 171H133V172H131ZM159 171V172H158ZM165 171V172H164ZM167 171V172H166ZM238 171V172H237ZM26 172V173H25ZM62 172V173H61ZM80 172V173H79ZM108 172H110V176H109V174H107ZM154 172V173H153ZM184 172H185V170H184ZM29 173V174H28ZM38 173H40V175L38 174ZM54 173H52V175L54 176ZM75 173H78V175L76 174L75 175ZM102 173H104V174H102ZM152 173H153V176H152ZM166 173V174H165ZM2 174V175H1ZM5 174V175H4ZM11 174V176L10 177H12L13 178V180L14 181H12L10 178H8L9 177V175ZM25 174V176H23ZM27 174V175H26ZM32 174V173H31ZM47 176H46V175ZM98 174V175H97ZM105 175V176H102V175ZM113 174V175H112ZM128 174V175H127ZM136 174V175H135ZM158 174V175H157ZM205 174H207V175H205ZM15 175H18V176H21V177H17V176H15ZM39 176V178H38V176ZM48 175H50V176H48ZM62 175V176H61ZM72 175V176H71ZM125 175H127V176H125ZM155 175V176H154ZM165 175V176H164ZM198 175V176H197ZM43 177L42 179L40 178V177ZM49 177L48 179L46 178V177ZM89 176H91L92 178H90ZM109 176V177H108ZM132 176V177H131ZM134 176V177H133ZM137 176H139V177H137ZM159 176V177H158ZM161 176V177H160ZM166 176H168V177H166ZM6 179H5V178ZM15 177H17V178H15ZM55 177V178H56ZM86 177V178H85ZM117 177H119L118 179H116ZM135 177H137V178H135ZM150 177H152V179H154L153 181L151 180V178ZM201 177H204V178H201ZM24 178V179H23ZM36 178V179H35ZM75 178V179H74ZM82 180H81V179ZM90 178V179H89ZM122 178V179H121ZM134 178V179H133ZM165 178V179H164ZM8 179H10V181L8 180ZM16 179L18 180V182L16 181ZM30 181H29V180ZM34 179V180H33ZM74 179V180H73ZM132 179V180H131ZM139 181L140 179V181H139V183L140 184H138L137 186H140V188L139 187H135V183H138V181ZM171 179V180H170ZM201 179V180H200ZM4 180H8V183H7V185L5 184V187L4 188H1V187H3V185H1L2 184V181H4ZM38 180V181H37ZM39 180H41V181H39ZM57 180V181H56ZM79 180H81V181H79ZM127 180V181H126ZM129 180H131V181H133V182H131V181H129ZM135 180V181H134ZM182 180H183V184H182ZM49 181V183H47ZM91 181H92V183H91ZM117 181H119V182H117ZM137 181V182H136ZM147 181H148V184H147ZM159 181V182H158ZM162 181V182H161ZM171 181V182H170ZM36 182V183H35ZM38 182H40V183H38ZM47 184H46V183ZM125 182V183H124ZM134 183V184H132L131 186H128L129 184H126V183ZM155 184H154V183ZM158 182V183H157ZM160 182H161V184H165V187H163V189L162 188H160ZM199 182H201V185H200V183ZM15 183V184H14ZM75 183V185H73ZM90 183H91V185H90ZM118 183V184H117ZM122 184V185H120V184ZM38 186V188H36L37 186ZM40 186H39V185ZM44 184H45V186H44ZM82 184V185H81ZM141 184L142 185H145V187L143 186H141ZM151 184H154L156 187H154L153 185H151ZM158 184H159V186H158ZM72 186V188H71V186L69 187V188H66V186ZM77 185V186H76ZM79 185H81V186H79ZM90 185V186H89ZM118 185V186H117ZM133 185H134V187H133ZM7 186V187H6ZM12 186V187H11ZM27 186V187H28ZM55 186V187H54ZM59 186V187H58ZM86 186H89V187H86ZM122 186V187H121ZM177 186V187H176ZM14 187H15V189H14ZM19 187V188H18ZM126 187H128V190L126 189ZM130 187V188H129ZM144 188V189H142V188ZM153 187V188H152ZM174 188V189H177V190H179L180 191V194H181V192H184V193H182V197H184V198H180V194H179V198H180V200L182 199V201H184V202H181L180 200H179V202H176V204L175 205H173V207H170L169 208V210H168V212L167 211H165L167 214H165L164 215V213L165 212H163L164 210V208H165V206L163 207L162 206V202H159L160 200H159V197H158V195H159V193H161V196H167V198L169 197V194H171V192L169 191L168 192V190H170V188ZM180 187V188H179ZM36 188V189H35ZM78 188H79V190H78ZM80 188H82V189H80ZM86 188H88V191L86 190ZM120 188V189H119ZM122 188V189H121ZM161 190V191H159V189ZM199 188V189H198ZM9 189L11 190V193L10 192H8L9 191ZM38 189V190H37ZM56 189V190H55ZM63 189V190H62ZM77 189V190H76ZM120 190V195H119V193H118V191ZM137 189H138V191H140V192H138L137 191ZM139 189H142V190H139ZM183 189V190H182ZM184 189H186V190H184ZM203 189V188H202ZM8 190V191H7ZM18 190H20L19 192H22V193H20L19 194V192H18ZM66 190V191H65ZM84 190L86 191V192H84ZM157 190H158V193H157ZM164 190V191H163ZM188 190V191H187ZM5 191H7V192H5ZM71 192V193H73V194H71V193H67V192ZM73 191V192H72ZM81 191H83V192H81ZM163 191V192H162ZM166 191V192H165ZM248 191L250 192L249 194H251V193H253L254 191H255V188L253 187V185L251 184V185H249V187H248ZM17 192V193H16ZM64 192H66V193H64ZM79 193V195H80V197L82 196V197H84V198H79L78 197V193ZM188 192V193H187ZM10 193V194H9ZM32 193V194H31ZM156 193V194H155ZM167 193V194H166ZM256 193V192H255ZM7 194V195H6ZM9 194V195H8ZM15 194V195H14ZM25 194V193H24ZM71 194V195H70ZM83 194V195H82ZM86 196H85V195ZM117 194V195H116ZM163 194V195H162ZM30 195H31V197H30ZM76 195H77V197H76ZM105 195V196H104ZM122 195V196H121ZM7 196H9L8 198H6ZM13 196H14V199H15V201L16 202H14L13 200ZM24 196H26L25 198H24ZM72 196V197H71ZM97 196H99V197H97ZM158 198H157V197ZM171 196V195H170ZM63 197H65V198H63ZM68 197H70V198H74V199H78V203L80 204V207L81 208H84L86 205L87 206H89L90 208H89V210L90 209H92V210H90L91 212L90 213H88V212H86L85 211V213H83V211H84V209L83 210H80L81 208L79 207V208H74V207H64L63 206V204H62V206H61V204H59V203H63L62 201H64L65 199H68ZM119 197H121V198H119ZM116 198H118V199H116ZM140 198H142L141 200H140ZM154 198H156V199H154ZM178 198V199H179ZM185 198H188V199H186V201L185 200H183V199H185ZM4 199H6V200H4ZM8 199V200H7ZM18 199V200H17ZM20 199V200H19ZM26 199V200H25ZM31 199H32V201H31ZM33 199L34 200H36V201H33ZM62 199V200H61ZM81 199V200H80ZM102 199V200H101ZM120 199V200H119ZM135 199V200H134ZM157 199H158V201H157ZM171 199V198H170ZM11 200V201H10ZM60 200H61V202H60ZM87 200V201H86ZM101 200V201H100ZM117 200V201H116ZM119 200V201H118ZM128 200V201H127ZM133 200V201H132ZM188 200V201H187ZM202 201V203L200 202V201ZM30 201V202H29ZM173 201H174V199L171 201L172 203H173ZM27 202L29 203V204H27ZM81 202V203H80ZM116 203L115 205L113 204V203ZM117 202H118V204H117ZM155 202H157V204H155ZM159 202V203H158ZM181 202V203H180ZM14 203H16L15 205H11V204H14ZM87 203V204H86ZM186 203V204H185ZM9 204V205H8ZM113 204V205H112ZM179 204V205H178ZM181 204V205H180ZM54 205V206H55ZM122 205V206H121ZM4 206V207H3ZM9 206V207H8ZM51 207H52V205H50ZM49 206V207H50ZM55 206V207H56ZM61 206V207H60ZM86 206V207H87ZM182 206V207H181ZM163 209H162V208ZM176 207V208H175ZM177 207H178V209H177ZM186 207V208H185ZM19 208H20V210H19ZM25 208H27V210L25 209ZM30 208V209H29ZM48 208V207H47ZM60 208V211H58V209ZM63 208L64 209H66V210H63ZM112 208V209H111ZM77 209V210H76ZM108 209V210H107ZM111 209V210H110ZM171 209H172V211L174 212V214H173V212H171ZM177 209V210H176ZM185 209V210H184ZM18 210V211H17ZM98 210L100 211V210H104V211H107V214H108V216H107V218H103V217H101V215H100V213L102 212V211H100L99 212V214H98ZM110 210V211H109ZM163 210V211H162ZM175 210V211H174ZM184 210V211H183ZM62 211V212H61ZM64 211V212H63ZM179 211V212H178ZM188 211V210H187ZM68 212L70 213V214H68ZM170 212V213H169ZM14 214V215H11V214ZM49 213H51L50 215H51V217L53 216L52 214H55V216L54 217H50V218H48L50 215H49ZM63 213H65V214H63ZM33 213H31V214H29V215H32ZM43 214V213H42ZM42 214H39V215H42ZM60 214V215H59ZM172 214V215H171ZM26 215H28V213L26 214ZM44 215V214H43ZM59 215V216H58ZM164 215V216H163ZM168 215V216H167ZM62 216V217H61ZM63 216H64V218H63ZM68 216V217H67ZM118 216V217H117ZM166 216V217H165ZM170 216V217H169ZM183 216V217H182ZM190 216V215H189ZM66 217L68 218V219H66ZM97 217V218H96ZM145 217V218H144ZM177 219H176V218ZM182 217V218H181ZM61 218H63V219H61ZM94 218V219H93ZM139 218H140V220H142L143 219V223L141 222V227L140 226H138L139 228L137 229V224L140 222L139 221ZM65 219H66V221H65ZM107 219V220H106ZM117 219V220H116ZM51 220H53L52 222H51ZM59 220H63V222H65L64 224L60 221L59 222ZM97 221V222H95V221ZM45 221H47V222H45ZM101 221V222H100ZM104 221V222H103ZM49 222H51V223H49ZM71 222V223H70ZM165 222V223H164ZM41 223V224H40ZM49 225L48 227H47V224ZM89 225H88V224ZM105 223V224H104ZM109 224V226H106L105 227V225L106 224ZM40 224V225H39ZM77 224V225H76ZM92 224H95L94 225V227H93V225ZM134 224V223H133ZM88 225V226H87ZM147 225H150L149 226V229H147L146 227H144V226H147ZM28 226H29V228H28ZM35 226H37V225H35ZM41 226V227H40ZM63 226V227H62ZM86 226H87V228H86ZM134 226V225H133ZM45 227L47 228V230L46 231H48V233H46V234H44V233H42V232H45L44 231V229H45ZM72 227V228H71ZM150 227H152V229H150ZM36 228V229H35ZM70 228V229H69ZM79 228H82V229H79ZM29 229H31V231L29 230ZM39 229V230H38ZM69 231V235L70 236H73L72 238L70 237V236H67V235H64L63 233H61L60 234V232H62L63 230L64 231ZM72 229V230H71ZM84 229V232L82 231ZM143 229H145L146 230V232L145 231H142ZM153 229H158V230H156V231H154L152 234H151V231L153 230ZM164 229V230H163ZM19 230V231H18ZM23 230H24V232H23ZM149 230V231H148ZM18 231V232H17ZM79 231V232H78ZM137 231H139V233H141V234H139ZM38 233V234H36V233ZM58 232V233H57ZM72 232H74V233H72ZM77 232V233H76ZM81 232V233H80ZM144 234H143V233ZM149 232V233H148ZM14 233H16V234H14ZM40 233V234H39ZM41 233L43 234V236H44V239H43V237H41V238H39L40 236H41ZM71 233V234H70ZM76 233V234H75ZM78 233H80L81 234V236H80V234H78ZM84 233V234H83ZM91 233V234H90ZM138 233V234H137ZM21 234V235H20ZM28 234H30V235H28ZM56 234V235H55ZM59 234V235H58ZM75 236H74V235ZM83 234V235H82ZM143 234V235H142ZM27 235V236H26ZM31 235H34V237L33 236H31ZM58 235V236H57ZM78 235V236H77ZM134 235H132V237H134ZM35 236H38V237H35ZM45 236H46V238H45ZM60 236H63V237H60ZM64 236H66L67 237V239H65L66 237H64ZM130 236V235H129ZM147 236V237H146ZM56 237V238H55ZM59 237V238H58ZM84 237H86V238H84ZM132 237H131V239H132ZM18 238V239H17ZM21 238V239H20ZM25 238V239H24ZM62 240H61V239ZM64 238V239H63ZM81 238V239H80ZM12 239V240H11ZM43 239V240H42ZM146 239H147V241H146ZM8 240H10V242L8 241ZM42 240V241H41ZM46 240V241H45ZM54 240V241H53ZM67 240V241H66ZM78 240V241H77ZM198 239H197V237L196 238H194V241H192L190 244H192V245H194V248H196V246L197 247H199V245L200 244H198V241H197ZM39 241V242H38ZM44 242L43 244L41 243V242ZM56 241H58V242H56ZM85 241V242H86ZM196 241H197V243H196ZM13 242V243H12ZM15 242V243H14ZM77 242H78V244H77ZM154 242V243H153ZM187 242V243H186ZM196 243V244H198V245H196V244H194V243ZM29 243H31V244H29ZM34 243V244H33ZM50 243H51V245H50ZM65 243H67V244H69V245H63V244H65ZM73 244V245H70V244ZM90 243H92V242H90ZM148 243H152V244H148ZM206 243L207 242H205V244H203L202 246H204V245H206ZM7 244V245H6ZM11 244V245H10ZM41 244V245H40ZM63 245V247L66 249H64L63 247H62V245ZM84 244H86V243H84ZM93 244V243H92ZM158 244V245H157ZM211 244V243H210ZM210 244H208V245H206V246H204V247H209V246H211ZM38 245V246H37ZM60 245V246H59ZM134 245V244H133ZM196 245V246H195ZM11 246V247H10ZM55 246H56V248H55ZM65 246H70V248L69 247H65ZM74 246V247H73ZM151 246V247H150ZM158 246H160V247H158ZM163 246V247H162ZM169 246H171V247H169ZM8 247V248H7ZM54 247V248H53ZM61 247H62V249H61ZM72 247V248H71ZM115 247V248H114ZM117 247H119V249L117 250ZM41 248V249H40ZM48 248V249H47ZM155 248L157 249V250H155ZM160 248V249H159ZM9 249V250H8ZM10 249H11V251H10ZM61 249V250H60ZM64 249V250H63ZM69 249V250H68ZM71 249V250H70ZM108 249V250H109ZM143 249V251L144 252H142V253H138V252H141L140 250H142ZM178 249V250H177ZM2 250H4L3 252H2ZM35 250V251H34ZM49 252H47V251ZM50 250H51V252H50ZM53 250H56V251H53ZM60 252H59V251ZM115 250H117V251H115ZM121 250V251H120ZM149 250V251H148ZM197 249H193L192 250V258H193V261L194 262H197V260H199L200 258H202V259H200V260H202V261H200V262H203L204 264H205V262L204 261H206V263H207V260L206 259H208V258H204V257H207L206 255L208 254H206V255H204V256H202L201 254L199 255V252L198 251H196ZM207 250V249H206ZM63 251H66V252H63ZM70 251V252H69ZM105 251V252H104ZM152 251H154V252H152ZM158 251V252H157ZM194 251H196V252H198V253H195V255L197 256V257H200L199 259H197V257H194L195 255H194ZM32 252H33V255H35V256H33L32 255ZM36 252V253H35ZM175 252V253H174ZM208 252V251H207ZM5 253H6V255H5ZM47 253V254H46ZM100 253V254H99ZM153 253V254H152ZM157 253H159L158 255H155V254H157ZM109 254V255H108ZM112 254V255H111ZM114 254V255H113ZM119 254V255H118ZM136 254H139L140 256L138 257V255H136ZM152 254V255H151ZM178 254V253H177ZM102 255V256H101ZM153 256L154 257V255L155 256H161L162 257V255H163V257L161 258L160 256L157 258L156 257V259H159V261L158 260H155V257L153 258V257H149V256ZM38 256V257H37ZM59 256V257H58ZM78 256V255H77ZM80 256V255H79ZM92 256V257H91ZM145 256V257H144ZM171 256H172V258H171ZM176 256V257H175ZM6 257V258H5ZM41 257V259H39ZM43 257V258H42ZM149 257V258H148ZM64 258V257H63ZM78 258H79V260H78ZM135 258H137V259H135ZM6 259V260H5ZM39 259V260H38ZM90 259H92V260H90ZM98 259V260H99ZM103 259V260H102ZM104 259H105V261H104ZM142 259V260H141ZM150 259H154L153 261H151ZM195 259H197V260H195ZM203 259H205V260H203ZM15 260V259H14ZM13 259H11V261L10 262H8V263H6V264H22V262L21 261H19V263H17L18 261H17V259L14 261ZM55 260V261H56ZM58 260L56 261V262H58ZM72 260V261H71ZM90 260V261H89ZM4 261H3V263H4ZM99 261V262H100ZM158 261V262H157ZM198 261V262H199ZM16 262V263H15ZM38 262V263H37ZM55 262V264H60L62 261H60V263L58 262V263H56ZM90 262H92V263H90ZM96 262H98V261H96ZM106 262V263H105ZM165 262V261H164ZM103 263H100V264H103ZM51 264H54V262L53 263H51ZM62 264V263H61ZM78 264H80V263H78ZM99 264V263H98Z\"/></svg>",
    "mask_w": 264,
    "mask_h": 264
},
{
    "label": "bare ground",
    "instance_id": "obj_2",
    "mask_svg": "<svg viewBox=\"0 0 264 264\" xmlns=\"http://www.w3.org/2000/svg\"><path fill=\"white\" fill-rule=\"evenodd\" d=\"M1 1V0H0ZM38 1V0H37ZM49 1V3H47ZM46 0V3L47 4H50V3H55L57 0ZM61 0H59L58 2H60ZM63 1H65V0H63ZM67 1V0H66ZM72 1V0H71ZM74 1V0H73ZM78 1H80V0H78ZM82 1H85V0H82ZM93 1L94 0H92L91 1V3H93ZM117 1V0H116ZM122 1V0H121ZM123 1H125L124 2V6H126V7H124V9H123V11L120 13L119 11H120V8L119 9H114L111 13H108V14H103V15H101V18L102 19H71L70 20V22H69V30H71V32H74L75 34H77V37H76V39H75V41H76V43H72V44H69L70 42H67V43H64V44H62V46H59V44H56L57 42H59V38L61 37V35H62V33L58 30V31H56V30H52V29H50L48 32H47V35L44 37V39H42L41 38V36H42V34H43V32H40V34H38V33H35L34 32V30H32V27L34 26V24H32V23H30L28 20V22H27V25L26 26H24L23 28H22V31H23V34L24 35H26V38L22 41V43H23V45H20V47L22 46V48H19V47H17V48H15L14 46V48H15V50L16 49H18V50H20V49H22V50H20V51H22V52H24V51H28L29 53V55L31 54V56L30 57H33V59H34V61L36 62H34L35 64L33 65V70H32V72L30 73L31 75L28 77L29 78V80H25V83L26 84H24L23 86H19V84H16V82L14 83L15 84V87H13V85L12 86H9V87H7L8 85H10V84H12L13 83V76H6L5 78H0V102H2V103H0V104H7V103H9V105H11V107H12V105H13V101L15 100H19L18 101V106L20 107H17V108H19V110H21V111H25V110H23V109H25L26 107H25V104H23V101L24 100H27L28 98H31V96H34V98H36V99H32V100H29V101H32V103L34 102V101H39L38 103H41V101H42V103L45 101V95H44V93H43V90L45 89V86H46V84H48L47 82L49 81V80H51L53 77H50L49 75H51V74H53V73H51V71H52V67L51 66H49V63L47 64V62L48 61H50V59H49V57H58V56H63V55H67V57H72V59L75 61V59L77 60L75 63L73 62V61H71V58L69 59L68 58V61H66V62H62V61H59L58 59V61H59V63H58V65L56 66V67H58V66H64V68H63V71L66 69L65 68V65L66 64H69V60L71 61V62H73L74 64H78L79 66L81 65V67H78L79 68V70H81L82 72H83V74L84 75H81V76H83V78H84V82H82V83H86V89H85V91H84V89L82 90V89H80L81 90V92H83L84 91V95H85V97L83 98V100L82 101H80L81 103V106H80V109L79 108H77V109H79L78 111H75V112H73L71 115H70V118L69 119H66L67 121L66 122H64L65 124H64V126L62 127V128H60V129H58V130H52L51 132H53L52 134V136L50 135V137L49 138H47V141L49 142V141H51L52 139H51V137L52 138H59V137H64V135H68V137L70 136V135H74L75 134V136H74V144H76V148H77V146L79 145V142H80V139H82V138H80L79 136L80 135H84V134H86V133H92L94 136V138L96 139V142H97V140H100L101 138H108L110 135H112L113 136V133H114V131L110 128L109 130L105 127V125L103 124L102 125V123L99 121V118H104L105 120H106V122L105 123H108L107 121V119H109V117H110V115L112 116L113 114H115V113H113V111L112 112H110L111 110L109 109V107L110 106H112L113 104H116L115 105V107L117 106V107H119L120 105H121V107H119V108H122V103H124L125 101H128V103H129V101L131 102V104L132 103H134V104H132V105H136L135 104V102L137 103V104H139L141 101H143L144 99H145V94H147L146 93V90H147V86H148V84L146 83V75H147V73H149V75L150 74H152V75H156V74H153V73H155V71H154V68L152 67V64H154V62L152 63V64H150V62H149V64H147V63H145L147 60H153L154 59V57L156 56V55H159V54H156V50H157V44H156V50H154L153 49V47H152V45L154 44L153 42H152V37L153 36H151L152 34H149L148 35V33L146 32V31H142L141 29H142V27H144L145 26V23H143V20L142 19H139V18H137L136 16H138L137 14L138 13H140L141 12V10L139 11H134V9H136L139 5H138V3H139V0H135L134 2H126V0H123ZM133 1V0H132ZM148 1V0H147ZM181 1V0H180ZM187 1V0H186ZM190 1V0H189ZM217 1V0H216ZM225 1L226 2H228L227 0H220V3L218 4V2H215L216 4H217V6H215L213 9L216 11L215 12V14H214V16H215V18L214 17H212V19L214 20V21H216V22H214L215 23V25H214V28H213V33H216V32H220L219 34H221V32L223 31L224 32V29L226 28V27H228V25L229 24H227L228 22H229V20H228V17L230 18V12L231 11H233V10H231L230 12H228V10H230V8L228 9L227 8V4L225 3ZM11 2V1H10ZM20 2V1H19ZM58 2H56V3H58ZM76 2H77V0H76ZM76 2H74V4H76ZM95 2V1H94ZM108 2V1H107ZM150 2H153L152 0H150ZM173 2H175L176 3V1L174 0ZM3 3V2H2ZM18 3V2H17ZM64 4L66 3V2H63ZM71 4H73L72 2H70ZM90 3V2H89ZM111 3H113V2H111ZM116 3V2H115ZM143 3H145V2H143ZM174 3V4H175ZM180 3V2H179ZM179 3H178V5H179ZM196 3V6H197V3L198 2H195ZM194 3V4H195ZM232 3V2H231ZM6 4V3H5ZM14 4H16V2L14 3ZM45 4V3H44ZM47 4H45V5H47ZM66 4H69L68 3V1H67V3ZM159 4V3H158ZM170 4V3H169ZM11 5V4H10ZM53 5H55V4H53ZM62 5V4H61ZM60 5V6H61ZM70 5V4H69ZM94 5V4H93ZM92 5V6H93ZM95 5H97V4H95ZM111 5V4H110ZM118 5V4H117ZM148 5V4H147ZM166 5V4H165ZM180 5H182V4H180ZM186 5V4H185ZM185 5H183V6H185ZM192 5V4H191ZM233 5V4H232ZM42 6V5H41ZM48 6V5H47ZM87 6V5H86ZM169 5H167V8H170L171 7V4H170V7H168ZM175 6V5H174ZM188 6V5H187ZM253 6V5H252ZM14 5H12L11 6V8H8V9H6V10H0V11H2L3 13L2 14H0V16H2L3 18L4 17H6L7 15L9 16V17H7L5 20H2L1 19V25H3V32L1 33V42H3V44H4V42L6 41V40H10V39H7L8 38V36H11V35H9V33L12 31V29L13 28H15L16 27V25H18V23H19V20H20V17L18 16V15H16L17 13H16V11L15 12H12L13 10H14ZM52 7H54L55 8V6H52ZM51 7V8H52ZM67 7V6H66ZM90 7H91V5H90ZM107 7V6H106ZM105 7V8H106ZM109 7V6H108ZM161 7V6H160ZM163 8H164V6H162ZM161 7V8H162ZM179 7V6H178ZM186 7V6H185ZM194 7H195V5H194ZM193 7V5H192V7H188V8H194ZM235 7V6H234ZM50 8V9H51ZM57 8H59V6H57ZM57 8H55L56 10H57ZM84 8V7H83ZM144 8V7H143ZM150 8V7H149ZM153 8H155V7H153ZM152 8V9H153ZM166 8V7H165ZM177 8V7H176ZM236 8H238V7H236ZM112 9V8H111ZM141 9V8H140ZM146 9V8H145ZM155 9H157V7L155 8ZM171 9V8H170ZM186 9H187V7H186ZM200 9V8H199ZM202 9V11L200 12V14H202V12H208V10H206V11H203V10H205L206 8H201ZM213 9H211V11L213 10ZM228 9V10H227ZM54 10V9H53ZM94 10V9H93ZM142 10H144V9H142ZM147 10V9H146ZM151 10V9H150ZM157 10H160V9H157ZM162 10V9H161ZM160 10V11H161ZM164 10V9H163ZM162 10V11H163ZM181 10H183V9H181ZM213 10V11H214ZM236 10V9H235ZM239 10V9H238ZM241 10V9H240ZM49 12V10H44L43 12ZM70 11V10H69ZM96 11V10H95ZM105 11V10H104ZM131 11H133V17H128V19H124L125 17H127L130 13H131ZM145 11V10H144ZM148 11V10H147ZM147 11H145L146 13H150V11L149 12H147ZM154 11V10H153ZM160 11H158V12H160ZM161 11V12H162ZM177 11H179L178 9H177ZM200 11V10H199ZM71 12V11H70ZM89 12V11H88ZM143 12V11H142ZM141 12V13H142ZM165 12V11H164ZM168 12V11H167ZM190 12V11H189ZM197 12V11H196ZM196 12H195V14H196ZM39 13V12H38ZM57 13V12H56ZM66 13H67V11H66ZM65 13V14H66ZM77 13V12H76ZM96 13V12H95ZM140 13V15H142ZM146 13L144 14V15H146ZM191 13V12H190ZM203 13V15L202 16H206V14H204ZM209 14L210 13H214V12H208ZM228 13L230 14V15H228ZM28 14V13H27ZM58 14V13H57ZM56 14V15H57ZM86 14V13H85ZM90 14V13H89ZM159 14H161V13H159ZM162 14H163V12H162ZM188 14V13H187ZM187 14H185V17H187L186 15ZM193 14V13H192ZM212 14H210L209 15V17L210 16H213ZM10 15H12V16H10ZM55 15V16H56ZM76 15V14H75ZM140 15H139V17H140ZM143 15V16H144ZM148 15V14H147ZM154 15V14H153ZM156 12H155V15H154V17H156ZM167 15L168 14H166V16H165V14H164V16L165 17H167ZM88 16V15H87ZM149 16H151V14L149 15ZM149 16H145V17H147V18H150ZM162 16V15H161ZM164 16L162 17V18H159V19H156V18H154V20H152L151 21V23H152V28L151 29H154V28H156L157 26H158V23L159 22H163L164 21ZM196 16H200L199 14H197ZM118 17H120V19H118ZM142 17V16H141ZM152 18H153V16H151ZM168 17H170V15H168ZM191 17V16H190ZM40 18V17H39ZM39 18H38V20H39ZM41 18H43V19H41L42 20V22L43 23H47L48 21V18H47V16H46V14H45V16H43V17H41ZM54 18V17H53ZM62 18V17H61ZM91 18V17H90ZM122 18V19H121ZM146 18V21L148 20ZM176 18V17H175ZM196 18V17H195ZM203 18V17H202ZM207 18V17H206ZM261 17L260 16H258V15H256V18L255 19H260ZM51 19V18H50ZM57 19H60V18H57ZM143 19H144V17H143ZM167 18H165V20H166ZM180 19H183V17L182 18H180ZM210 19V18H209ZM67 20V19H66ZM86 20H88V21H86ZM184 20H186V18H184ZM201 20V19H200ZM204 20V19H203ZM207 20V19H206ZM40 21V20H39ZM39 21H35V22H39ZM80 21H82L81 22V24L80 25H78V22L80 23ZM191 20H189V22H190ZM195 21V20H194ZM259 21V20H258ZM21 22H23V24L25 23L24 21H21ZM185 23H186V21H184ZM189 22H188V24H189ZM210 22H213L212 20L210 21ZM209 22V24H211ZM256 22V25L258 26V25H260V22L257 24V21H255ZM34 23V22H33ZM55 23V22H54ZM150 23V22H149ZM150 23V24H151ZM182 24H184L183 22H181ZM191 23V22H190ZM213 23V24H214ZM262 23V22H261ZM164 24V23H163ZM162 24V25H163ZM187 24V25H188ZM195 24V23H194ZM205 24V20H204V23H203V25ZM208 24V23H207ZM208 24V26L210 27L211 25H209ZM66 25V24H65ZM113 25H118V26H123V27H125V28H127L126 30H128V29H131L132 28V30L131 31H129V34H131L132 36L131 37H127V41L126 40H115L116 39V37L117 38H119V35H117L116 34V32L115 31H113L112 29H109L111 26H113ZM187 25H184V26H187ZM190 25V24H189ZM263 25V24H262ZM42 26V25H41ZM161 26V25H160ZM171 26V25H170ZM194 26V25H193ZM197 26V25H196ZM261 26V25H260ZM46 27V26H45ZM64 27H66V26H64ZM115 27V26H114ZM137 27H139V29H140V27H141V29L139 30V29H137ZM175 27V26H174ZM191 27V26H190ZM200 27V26H199ZM202 27V26H201ZM200 27V28H201ZM209 27L207 28V29H209ZM254 27V26H253ZM43 28V27H42ZM48 28H49V26H48ZM60 28H61V26H60ZM59 28V29H60ZM118 28V27H117ZM169 28V27H168ZM176 28V27H175ZM193 28V27H192ZM191 28V29H192ZM200 28H198V26H197V29H200ZM211 28V27H210ZM257 28V27H256ZM1 29V28H0ZM190 29V28H189ZM202 29H204V27L202 28ZM15 30V29H14ZM37 30V29H36ZM121 30V29H120ZM123 30V29H122ZM163 30V29H162ZM173 30V29H172ZM176 32H177V29L175 30ZM183 31V30H182ZM188 31V30H187ZM206 31H208V30H206ZM209 31H210V29H209ZM225 31H226V29H225ZM17 32V31H16ZM20 32V31H19ZM18 32V33H19ZM63 32V31H62ZM164 32H165V30H164ZM173 32V31H172ZM180 32V31H179ZM179 32H177V33H179ZM192 32H194V30L193 31H191V33H188V32H182V33H187V34H193ZM195 32H198V30L196 31L195 30ZM194 32V33H195ZM200 32V31H199ZM204 32H205V29H204ZM255 32H257V31H255ZM20 33H22V32H20ZM181 33V34H182ZM209 33H211V31L209 32ZM212 33V34H213ZM172 34H174V33H172ZM207 35L208 33H204L203 34V36L204 35ZM212 34H210L211 35V38H212ZM16 35H18V34H16ZM171 35V34H170ZM182 35H185V34H182ZM196 36H197V34H195ZM195 35H191V37H189L190 39H191V41H194L193 39H194V37L193 36H195ZM199 35V34H198ZM216 35V34H215ZM222 35V34H221ZM254 35H257V34H255L254 33ZM75 36V35H74ZM122 36H123V33H122ZM159 36V35H158ZM177 36V35H176ZM179 36V35H178ZM217 36V35H216ZM19 37V36H18ZM21 37H22V35H21ZM65 37V36H64ZM78 37H86V38H88V39H92V41H94V42H96V47H95V50L94 51H90V52H86V51H84V49H83V45H84V40H80V38H78ZM151 37V38H150ZM155 37V36H154ZM163 37V40H160V47L158 48V49H160L159 51H160V54L161 53H164V52H167L168 54H169V52L171 53H173V51H176V50H179V51H177V52H179V55L178 56H180V54H181V56L180 57H182L183 55L184 56H186V55H188V54H186L185 55V53H186V50H182V48H180L181 46L182 47H184V45H180V47H179V49H178V47H177V49H175V50H173V45H171L172 44V40H174V37H171V36H169L168 34L167 35H163L162 36ZM183 37V36H182ZM182 37H180L181 38V40H183V42L184 41H190L189 39H182ZM186 37H187V35H186ZM185 36H184V38H186ZM198 37V36H197ZM207 38H208V36H206ZM249 37V36H248ZM253 37V36H252ZM66 38V37H65ZM179 38V39H180ZM193 38V39H192ZM203 38V37H202ZM201 38V36L197 39V40H199V39H202ZM210 38V39H211ZM250 38H251V36H250ZM250 38H249V40H250ZM21 40H22V38H20ZM20 39H18L19 41H20ZM55 39H56V41H55ZM149 39V40H148ZM177 39V41H178V38H176ZM196 39V38H195ZM204 39H206V38H203L202 40H203V42H204V44H205V41H204ZM213 39V38H212ZM211 39V40H212ZM215 39H216V37H215ZM254 38H252V40H253ZM15 40H16V38H15ZM17 40V42H19ZM87 40V39H86ZM201 40V41H202ZM208 40V39H207ZM246 40V39H245ZM255 40V39H254ZM253 40V41H254ZM25 41V42H24ZM157 41V40H156ZM155 40H154V42H156ZM176 41V42H177ZM190 41V42H191ZM213 41V40H212ZM56 42V43H55ZM89 42H90V40H89ZM122 42V43H121ZM179 42V41H178ZM190 42L188 43V44H186V46H187V51H189V49H188V46L190 45ZM250 42V41H249ZM248 42V43H249ZM6 43V42H5ZM10 43V42H9ZM20 43V42H19ZM21 43V44H22ZM51 43H55L56 44V46H55V48H51V47H49L48 45L49 44H51ZM181 43V42H180ZM186 43V42H185ZM202 43V42H201ZM207 43V42H206ZM8 44V43H7ZM10 44H13L12 43V41H11V43ZM16 44V43H15ZM154 44V45H155ZM183 44V43H182ZM195 43H193V45H194ZM196 44H198V42L196 43ZM208 44H209V42L207 43V45H206V47L208 46ZM233 44V43H232ZM192 45V46H193ZM210 45V44H209ZM237 45V44H236ZM235 45V46H236ZM239 45V44H238ZM242 45V44H241ZM250 46H251V49L253 48L256 52L254 53V54H258L259 52L261 53V51H260V49L258 50L256 47H255V45L256 44H254L253 42L251 43V44H249ZM197 46V45H196ZM258 46H260V45H258ZM7 48H9L8 46H6ZM249 47V46H248ZM12 48V47H11ZM85 48V47H84ZM186 47H184V49H185ZM190 48V47H189ZM200 48V47H199ZM208 48V47H207ZM263 48V47H262ZM13 49V48H12ZM69 49H71L70 51H69V53L68 52H66V51H68ZM170 49H171V51H170ZM191 49V48H190ZM216 49H220V48H216ZM237 48H235L234 50L235 51H238V52H240V49H238V50H236ZM249 49V48H248ZM4 49H2V51H3ZM11 50V49H10ZM13 51V52H16V51H18V50H16V51ZM193 50V49H192ZM191 50V51H192ZM208 50H211V47L209 48V49H207V51ZM221 50V49H220ZM247 50V49H246ZM20 51H18L19 53H21ZM182 51H185V53L184 54H182L183 52ZM196 51V50H195ZM215 52L217 51V50H214ZM234 51V52H235ZM259 51V52H258ZM5 52H7V51H5ZM18 52H16V53H18ZM193 52V51H192ZM199 52H202L201 54H199V55H194V52H193V55H189L190 57H188V56H186L185 57V59L187 58V60H188V58H193L192 60H193V63L191 62V64H194V62H195V67H193V66H190V67H192V68H198V67H200V65L202 66V64H204L203 62H204V58H205V60H208L207 59V57L209 58V54L208 53H206V55L203 53L204 51L202 50V51H199ZM215 52L213 53L214 54V57H217V55L221 52H217V55L215 54ZM238 52H235L236 54H240V55H238V57H237V55L236 56H234V57H236L238 60H240L241 58H243L241 55V53H238ZM7 53H9V52H7ZM16 53H15V55H16ZM85 53V54H84ZM157 53H159V52H157ZM171 53V54H172ZM187 53H189V52H187ZM191 53V52H190ZM209 53H211V52H209ZM260 53H259V55H260ZM1 54V53H0ZM3 54V53H2ZM25 54V53H24ZM27 54V53H26ZM27 54V55H28ZM56 54V55H55ZM167 54V55H168ZM176 54V53H175ZM192 54V53H191ZM196 54H198V52H196ZM212 53H211V56L213 55ZM253 53H251V55H252V57H251V59L250 60H252L253 61V59H254V55ZM105 55H109L110 57H109V59L107 60V64H106V67L104 68L103 66H101V68H99V69H96L97 67H95L94 69H90V65L91 64H93V63H96L97 61H99V58L100 57H102V56H105ZM162 55V54H161ZM259 55H256V56H259ZM3 56H5V55H3ZM11 56V55H10ZM24 56H26V55H24ZM24 56L23 57H21L22 59L24 58ZM164 56V55H163ZM175 56V55H174ZM191 56H194V57H191ZM196 56V57H195ZM221 56V55H220ZM239 56H241L240 57V59H239ZM12 57V56H11ZM16 57H17V55H16ZM28 56H26V58H27ZM67 57H65V58H67ZM161 57V56H160ZM159 57V58H160ZM165 57H166V55H165ZM179 57V58H180ZM264 57V56H263ZM262 57V58H263ZM3 58H5V57H3ZM13 58H14V56H13ZM29 58V57H28ZM110 58L111 59H113V61H118V63L116 64H114L113 62H111L110 61ZM176 58V57H175ZM220 59H221V57H219ZM218 58V60H220ZM236 58H235V60H236ZM245 58V57H244ZM244 58L242 59L243 61H245L244 60ZM255 58H258V57H255ZM9 59V58H8ZM11 59V58H10ZM16 59V58H15ZM18 59V60H17ZM16 60L17 61H21V59H20V57H18ZM25 59V58H24ZM23 59V60H24ZM101 59V58H100ZM177 60H178V58H176ZM175 59V60H176ZM189 59V60H190ZM213 59H215L214 61L216 62V61H218V60H216L217 58H213ZM222 59H223V57H222ZM226 59V58H225ZM225 59H223V60H225ZM246 59V58H245ZM61 60H62V58H61ZM181 61H182V59H180ZM187 60H186V62H187ZM191 60V61H192ZM194 60H196V61H194ZM223 60H221V61H223ZM242 60H240V61H242ZM256 60H262L261 58L259 59H256ZM0 61H4V60H0ZM17 61H14V62H16V64H17ZM20 61H19V63H20ZM104 61V60H103ZM106 61V60H105ZM161 61V60H160ZM166 61V62H165ZM165 61H164V63H165V65L167 66V60L165 59ZM179 61V60H178ZM213 60H212V64L211 65H213V66H215V64H213V62H214ZM13 62V61H12ZM22 62H24V61H22ZM22 62H21V64L20 65H22ZM29 62V61H28ZM32 62H33V60H32ZM31 62V63H32ZM55 62V61H54ZM176 63H175V65L176 64H178L177 63V61H175ZM183 62L184 61H182V64H183ZM186 62H185V64H186ZM190 62V61H189ZM188 62V63H189ZM218 62H220V61H218ZM224 62V61H223ZM222 62V63H223ZM245 62H247V66L249 65L250 66V64H251V67H250V69H251V71H254V74H255V71H257L258 69H259V67L258 66H260V65H258V66H256V64H254V63H250L249 64V62L248 61H245ZM244 62V63H245ZM3 63V62H2ZM24 63H26V62H24ZM30 63V62H29ZM51 63H53V62H51ZM159 62H157V63H155L156 65L158 64ZM167 63V64H166ZM227 63V62H226ZM236 63H237V65L239 64L238 62H237V60H236ZM241 63V66H239L238 68H239V71H238V75L240 76V74H239V72H241V74H242V72L243 71H240V69L241 68H243L244 70H245V67H243V66H245L246 65V63L244 64H242V62H240ZM27 64V63H26ZM73 64V65H74ZM98 64V63H97ZM172 64H174V62L172 63ZM181 64V63H180ZM180 64H178V67L180 66ZM185 64H184V66H185ZM207 64V63H206ZM206 64H204L203 66H206ZM221 64V63H220ZM253 64V65H252ZM3 65V64H2ZM51 65V64H50ZM55 65V64H54ZM72 65V64H71ZM130 66L129 68H132L133 70H135L133 67L134 66H138V70L139 69H141L143 72V74L142 73H137V72H132V71H127V70H125L124 72H123V74H121V75H118V68L120 67V66H126L127 68H128V66ZM160 65H161V67H163V69L165 68L164 66L165 65H163V63H160ZM163 65V66H162ZM189 65V64H188ZM187 65V66H188ZM219 64H217V66H218ZM223 65V64H222ZM24 65H22L21 67H23ZM75 67H76V65H74ZM216 66V67H217ZM262 67H263V65H261ZM260 66V67H261ZM20 67V68H21ZM29 67V66H28ZM55 67V66H54ZM55 67V68H56ZM69 67V66H68ZM67 67V68H68ZM171 67H173V66H171ZM175 67H177V66H175ZM181 67H183L182 65H181ZM212 67V66H211ZM262 67H261V69H262ZM2 68V67H1ZM1 68H0V70H1ZM81 68V69H80ZM247 68V67H246ZM58 69H59V67H58ZM84 69H86L87 71H84ZM160 69V68H159ZM159 69H156V70H159ZM162 69V68H161ZM163 69H162V71H163ZM214 69V68H213ZM184 70H187V71H189L188 70V68H186V66H185V69ZM190 70H192V69H190ZM197 69H195V71H196ZM247 70V69H246ZM13 71V70H12ZM27 71H28V69H27ZM56 71V70H55ZM161 71V72H162ZM165 71V70H164ZM163 71V72H164ZM176 71V70H175ZM248 71V70H247ZM244 72L243 73V75L244 76H246L245 75V73H250V72ZM258 71H260V70H258ZM262 71V70H261ZM14 72V71H13ZM12 72V73H13ZM25 72V71H24ZM53 72V71H52ZM60 72V71H59ZM67 72V71H66ZM80 72V71H79ZM82 72H80V73H82ZM85 72V73H84ZM182 73L184 72L183 70L181 71ZM189 72H192L193 73V70L192 71H189ZM0 73H2V72H0ZM15 73V72H14ZM51 73V74H50ZM57 73V72H56ZM77 74H78V72H76ZM175 73V72H174ZM174 73H172V74H174ZM186 73V72H185ZM185 73L184 74H182L183 76H185ZM253 73V72H252ZM251 73V75L248 77V79L246 78V80H248V83H246L247 85H246V87L244 86V85H239V84H241V82L239 83L238 82V80H239V76H237L238 77V79H237V77H236V79H237V81H234V82H237L238 83V85L239 86H241V87H239L240 89H242L243 87H245V88H250V86L249 85H254L255 87H257V84L255 85V83H257L258 81L255 79V78H253V75L254 74H252ZM24 74V73H23ZM55 74V73H54ZM140 74V75H139ZM188 74V73H187ZM186 74V76H188V75H190V74H188L187 75ZM194 74H198V73H194ZM194 74H193V79L195 78L194 77ZM264 74V73H263ZM8 75V74H7ZM28 75V74H27ZM143 75V76H142ZM158 75V74H157ZM162 76H164L165 77V74L163 75V74H161ZM177 75V74H176ZM179 75H180V73H179ZM151 76V75H150ZM153 76V77H154ZM169 76H171V75H169ZM258 76H261V75H258ZM68 77V76H67ZM160 77V76H159ZM158 77V78H159ZM180 77H181V75H180ZM189 77H191V76H189ZM199 77H200V75H199ZM199 77H197V79H199ZM26 78H27V76H26ZM49 78H51V79H49ZM55 78V77H54ZM52 79V82H53V80H55V81H58V79H59V77L57 78V80H56V78L55 79ZM64 78V77H63ZM157 78V79H158ZM160 78H162V77H160ZM177 78V79H176ZM174 77V81H173V85L171 86V87H173L172 89V91H171V93H169V94H171L172 95V93L173 94H176V93H181L182 91V89H183V84L184 83H182L181 81H183V80H181V79H184L183 77H181V79L179 78V76L178 77ZM61 79V78H60ZM67 79V78H66ZM150 79H151V77H150ZM164 80H165V78H163ZM179 79H180V83H178L179 82ZM187 79H191V78H187ZM203 78H201V80H202ZM235 79V80H236ZM20 80V79H19ZM18 80V81H19ZM63 80H65V79H63ZM80 80H81V78H80ZM92 80H94V81H92ZM177 80H178V82H177ZM186 80V79H185ZM70 81H71V77H70ZM82 81V80H81ZM162 81V80H161ZM160 81V82H161ZM170 81V80H169ZM198 81V80H197ZM203 81V80H202ZM240 81V80H239ZM241 81H243V79L241 80ZM245 81V80H244ZM23 82V81H22ZM59 82H62V79L59 81ZM64 82V81H63ZM62 82V84H64L65 86L63 87L64 88V90H65V88L67 87L66 86V81L63 83ZM159 82V81H158ZM157 82V83H158ZM172 82V81H171ZM187 82H189V81H187ZM191 82L192 81H190V84H191ZM56 83V82H55ZM77 83H78V81H77ZM140 83H143V85H141V87L139 86L140 85ZM149 83V85H150V83L151 82H148ZM186 83V82H185ZM193 83H194V81H193ZM237 83H235V84H237ZM245 82H243L242 84H244ZM22 84V83H21ZM59 84H61V83H59ZM194 84H196V83H194ZM49 85V84H48ZM79 85V84H78ZM159 85H160V83H159ZM198 85H200L199 83H198ZM261 85V84H260ZM63 86V85H62ZM142 86H144V87H142ZM193 86H195V85H193ZM253 86V87H254ZM49 87H51V85H49ZM58 87H60V86H58L57 84L56 85H54V86H52V93L53 92H55L56 93V95H59L60 93L58 92V91H60V90H58ZM79 87V86H78ZM157 87H159L158 85H157ZM166 87V86H165ZM187 87V88H186ZM184 86V89L186 88V89H188L189 88V86ZM191 87V86H190ZM198 87H201V86H198ZM62 88V89H63ZM80 88V87H79ZM168 88H169V85L167 86V88H161L160 90H158L159 91V93L158 94H160V93H164V92H162V90H168ZM194 88V87H193ZM261 88H263V87H261ZM62 89H61V91H62ZM76 89V88H75ZM191 88H189L188 90H189V92L191 91L190 90ZM197 89V88H196ZM225 89H227L226 87H225ZM247 89H245V90H247ZM251 89V88H250ZM249 89V90H250ZM255 88H253V90H254ZM31 90H33V93L32 94H28L27 96V98H25V96H26V94L27 93H30L31 92ZM73 90V89H72ZM76 90H79V89H76ZM75 90V91H76ZM205 90V89H204ZM252 90V91H253ZM256 90V89H255ZM45 91V90H44ZM60 91V92H61ZM74 91V90H73ZM74 91V92H75ZM131 91V92H130ZM169 91V90H168ZM183 91H185L184 93H185V95H183V97H185V96H191V92L189 93L190 95H188V94H186L187 92H186V90H183ZM199 91H201V90H199ZM199 91H197L196 90V92H197V94L199 95ZM209 91V93H210V90H207L206 92H208ZM213 91V90H212ZM211 91V94L213 93ZM226 91V90H225ZM224 91V92H225ZM228 92L227 93H229V90H227ZM241 91V90H240ZM242 91H243V89H242ZM264 91V90H263ZM68 92V91H67ZM73 92V93H74ZM127 92V93H126ZM167 92V91H166ZM58 93V94H57ZM64 93V92H63ZM72 93V94H73ZM76 93V92H75ZM74 93V94H75ZM193 93H194V91H193ZM209 93L207 94V95H209ZM244 93H248V90H247V92H244ZM252 93H254V92H252ZM260 93V92H259ZM73 94V95H74ZM182 94V93H181ZM180 94V95H181ZM201 95H197V97L196 98H198V97H200V96H202V93H200ZM204 94V93H203ZM210 94V95H211ZM254 94H256V93H254ZM262 94V93H261ZM55 95V94H54ZM65 95V94H64ZM83 95V94H82ZM82 95H81V97H82ZM83 95V96H84ZM209 95V96H210ZM212 95H214V94H212ZM248 95V94H247ZM260 95V94H259ZM51 96V95H50ZM59 96H62V94L61 95H59ZM68 97L70 96V95H67ZM77 96H79V95H77ZM77 96H74V101L77 99V98H75V97H77ZM162 96H164V95H162ZM174 96V95H173ZM178 96V94L176 95V98H178L177 97ZM194 96H196V95H194V94H192V97H194ZM204 96H206V95H204ZM214 96H216V95H214ZM214 96H210V97H212V98H210L211 100H209L207 97L208 96H206V98H207V100H209V101H211V102H213V104H214V101H216V103L215 104H217V102H224V100L223 101H217V99H215L214 101H212L213 100V97ZM228 96V95H227ZM244 96H246V95H244ZM243 96V97H244ZM251 96V95H250ZM2 97V98H1ZM48 97V96H47ZM52 97H54V98H57V96H51V98ZM64 97H66V96H64ZM64 97H59V98H64ZM67 97V98H68ZM72 97V99H73V96H71ZM80 97V96H79ZM147 97V96H146ZM149 97H150V95H149ZM158 97V96H157ZM159 97H161V96H159ZM180 97V96H179ZM229 97V96H228ZM252 97H254V96H252ZM161 98H163V97H161ZM171 98V97H170ZM174 98H175V96H174ZM175 98V99H176ZM186 98V97H185ZM185 98H182V100L183 99H185ZM195 98V97H194ZM225 98V97H224ZM247 98H249V97H247ZM256 98H260L259 96L257 97L256 96ZM261 98H263V100H264V97H261ZM68 99H70V98H68ZM72 99H70V100H68V101H70V103L71 102H74ZM160 99V98H159ZM189 98H187L186 99V102L187 101H192L193 100V98H191V100L189 99ZM199 99V98H198ZM201 99V102H199L197 99V101L199 102V105H201L200 103H202V105L203 104H205V102L203 101L202 102V97L200 98ZM227 99V98H226ZM243 99V98H242ZM241 99V100H242ZM49 101V99H46V101ZM65 100H66V98H65ZM136 100V101H135ZM168 100V101H167ZM167 100L165 99V102L167 101V102H169L170 100H169V98H167ZM178 100H180V98H178ZM229 100H230V97H229ZM249 99H247V101H248ZM3 101H5L4 103H3ZM62 101V100H61ZM67 101V102H68ZM147 100H145V102H146ZM159 101H162V100H159ZM164 101V100H163ZM172 102H173V104H174V106L172 107V109H170L171 111H172V113L173 114H178L179 115V117H178V120H179V118L181 117V118H190V119H193V120H195V122H197V123H199L200 124V119L201 118H203V117H201V118H199V115H200V113H201V110H203L202 109V107L203 106H201V110L199 111V109H198V104H196V103H192L191 104V102L189 103V102H185L186 104H184V102L182 103V102H180V101H175L174 99L173 100H171ZM235 101V100H234ZM243 101H245L244 99H243ZM250 101V100H249ZM27 102V101H26ZM63 102V101H62ZM65 102V101H64ZM64 102L63 103H61L62 105V107L63 108H66L65 107V104H67V103H65L64 104ZM145 102H142V103H145ZM150 102V105H152L151 104V101H149ZM148 102V103H149ZM192 102H196V101H192ZM228 102H230V101H228ZM255 102V101H254ZM51 103H53V104H49V105H47V107L45 108V109H43L42 108V105L41 104H38V107H36V105H34L33 104V106L31 107V106H29V104L31 105V103H29L28 104V107H31V108H33V107H35V109H33L32 110V112H30V117L29 118H27V119H31V121L33 120V124L34 125H29L30 124V122H28V125L29 126H33L34 128L33 129H30L28 132H29V135L26 137L27 138V140L28 141H26V139L24 138V137H22V135H21V137L19 136V131H16V132H18L15 136H14V139H13V141H12V143H10V142H8V143H10V144H8L7 142H6V144H8L9 146H8V148H7V154H8V156H7V163H6V165H5V167L7 168V173H9V172H14L18 167H21L19 164H20V162L22 163L23 161H21L20 160V156H23V154H18L19 153V151H20V149H23V150H26V152L25 153H27L28 151V149H31V145H34L35 143H36V140L37 139H39L40 140V138L42 139L43 137V135L45 134V129L47 128V127H52L53 126V123L56 121V119H54V118H58L57 120H61V118L59 119V117H57V114H56V112L54 111V112H51L52 110H53V108H55V106H58V107H61V106H59L60 104H59V102L58 103H56L57 105H55V103L54 102H51ZM162 103V102H161ZM241 103H242V101H241ZM258 103V102H257ZM256 103V104H257ZM5 104H4V106H5ZM59 104V105H58ZM63 104H64V106H63ZM130 103L128 104V105H130L129 107H131V110H134V109H132V105H131ZM147 104V103H146ZM169 105H172V103H168ZM212 104V106H214ZM225 104V103H224ZM258 104H261V102L260 103H258ZM257 104V105H258ZM263 104V103H262ZM69 105H72V103L71 104H68V106ZM78 105V104H77ZM127 104H125V106H126ZM140 105H141V103H140ZM143 105V104H142ZM149 105V106H150ZM166 105H167V103H166ZM168 105V107H170ZM197 105V106H196ZM206 105V104H205ZM204 105V106H205ZM211 105V104H210ZM218 105V104H217ZM216 105V106H217ZM220 105V104H219ZM218 105V106H219ZM226 105H227V103H226ZM230 105V104H229ZM239 105V104H238ZM237 104H235V107H237L238 106ZM246 106V105H248V102H247V104L245 105V104H243L242 103V106ZM3 106V107H4ZM67 106V105H66ZM78 106V107H79ZM125 106H123V108L125 107ZM144 106V105H143ZM142 106V107H143ZM148 106V107H149ZM216 106H214V107H216ZM217 106V107H218ZM222 106V105H221ZM233 106H234V104H233ZM242 106H240L239 105V107H241L242 108ZM3 107H0V109H2ZM25 107V108H24ZM57 107V108H58ZM72 107V106H71ZM71 107H68V108H70L71 109ZM113 107V106H112ZM128 107V106H127ZM128 107V109H130ZM134 107V106H133ZM136 107V106H135ZM153 107V106H152ZM156 107V106H155ZM161 107H162V105H161ZM213 107V108H214ZM224 106H222V108H223ZM227 107V106H226ZM226 107H224V108H226ZM230 106H228V108H229ZM256 107V106H255ZM6 108V107H5ZM56 108V109H57ZM73 108V107H72ZM163 108V107H162ZM161 108V109H162ZM210 109H211V111H212V107H209ZM208 108V109H209ZM218 108H221V107H218ZM218 108H217V112H218ZM232 108H234V107H232ZM249 108H250V110H249ZM258 108H261V109H259V113H261L260 115H262L261 117L262 118H264V105H261L260 107H258ZM4 109V108H3ZM69 109V110H70ZM83 109V110H82ZM84 109H88L87 111H84ZM89 109L90 110H94V111H96V113H98V114H94L93 112H92V114L90 113V112H88L89 111ZM127 109V111H129V113H132V112H130V110H128ZM169 109V108H168ZM237 109V108H236ZM244 109V108H243ZM246 109V108H245ZM249 111H251L252 109H253V107L251 108V105H250V107H248L247 108ZM5 110V109H4ZM11 110V109H10ZM18 110V109H17ZM28 110H30V108L28 109ZM58 110V112H59V109H57ZM60 110H61V108H60ZM123 110H125V114H124V116L125 115H128V113L126 114V109H123ZM140 110V109H139ZM139 110H137V111H139ZM144 110V109H143ZM143 110H141L140 112H143ZM165 110H166V107H165ZM205 110V109H204ZM213 110H216V108H214ZM227 109H224V111H226ZM230 109H228L227 111H229ZM258 110V109H257ZM256 110V111H257ZM64 111H67V110H64ZM72 111V110H71ZM101 111H104V113H105V115H103V113H101ZM154 111H155V109H154ZM162 111V110H161ZM221 111V110H220ZM224 111H221V112H224ZM26 112V111H25ZM57 112V113H58ZM68 112V111H67ZM99 112H100V114L101 115H103L102 117H100V115H99ZM122 112V111H121ZM150 112V111H149ZM208 113L210 112V110H208L207 111ZM214 112V111H213ZM234 112H236V110L234 111ZM243 112H245V111H243ZM242 112V113H243ZM247 113H248V111H246ZM253 112V111H252ZM66 113V112H65ZM109 113H112V114H110L109 115V117H108V115L107 114H109ZM123 113V112H122ZM121 113V114H122ZM133 113H134V111H133ZM154 113V112H153ZM153 113H151V114H153ZM164 113V115H166L165 114V112H163ZM168 113V112H167ZM171 113V115H172V118H173V114ZM207 113V114H208ZM233 113V112H232ZM237 113V112H236ZM235 113V114H236ZM1 114H3V113H1ZM24 113H22V112H19V114H17L18 116V118H20V116H22ZM118 114V113H117ZM140 114H142V113H140ZM150 114V115H151ZM201 114H204L203 113V111H202V113ZM210 114H211V116H212V114H214V113H211L210 112ZM226 114H227V112H226ZM234 114V113H233ZM238 114V113H237ZM244 114V113H243ZM251 114H253V113H251ZM254 114H256V112L254 111ZM258 114V113H257ZM256 114V115H257ZM60 115H62V114H60ZM131 116L133 115V114H130ZM130 115H128L127 117H129ZM135 115V114H134ZM134 115L132 116V117H134ZM142 115H144V114H142ZM141 115V116H142ZM218 115V114H217ZM222 115H224V114H221V116ZM229 115H231V114H229ZM228 115V117H230ZM5 116V115H4ZM56 116V117H55ZM59 116V115H58ZM69 116V115H68ZM117 116H120V112H119V115H117ZM123 116V115H122ZM152 116V115H151ZM162 116V115H161ZM169 116V115H168ZM206 116H209L210 117V115H206ZM232 116H235V115H232ZM241 115H239V117H240ZM244 116H245V114H244ZM247 117L249 116V115H246ZM0 117H1V115H0ZM16 117V118H17ZM108 117V118H107ZM126 117V116H125ZM131 117V118H132ZM165 117V116H164ZM220 117V116H219ZM218 117V118H219ZM225 117V116H224ZM2 118H4V117H2ZM9 118V117H8ZM15 118V119H16ZM17 118V119H18ZM67 118V117H66ZM111 118H115L114 117V115H113V117H110V119ZM124 117H121V120L123 119ZM131 118H129L128 120H129V122L132 120ZM144 118V117H143ZM156 118H158L159 119V117H155V119ZM174 118H176L175 116H174ZM223 118V117H222ZM232 118V117H231ZM238 118V117H237ZM241 118V117H240ZM240 118H238L237 120H239ZM245 118V117H244ZM1 119V118H0ZM5 119V118H4ZM16 119V120H17ZM102 120V122L104 123V121L105 120ZM116 119H117V117H116ZM119 119H120V117H119ZM119 119H117L118 121H120ZM126 119V118H125ZM165 119L166 118H164V119H162V122H156V124H154V122H152V124H150L149 126H151V125H156V126H154V127H152V128H146L145 129V131L146 132H151L152 131V133H154V132H156L157 130L158 131H161L162 133H163V135L162 136H158V135H155V134H152V135H150V137L149 138H146V137H148V136H146L145 138H142L141 136V139H143V142L142 143H144V144H147L148 145V147L150 148V150H148V149H146L145 147H143V148H145V149H141V150H139V149H137V146H136V144H134V145H132L130 142V140H128L127 142H129V143H124L125 145H124V147L121 149L123 152L122 153H120L121 154V156H118V157H116V156H114L115 158H113V160L111 159V160H105V159H103V156L102 155H104L105 153H111V150L110 149H113V148H115V147H113V148H111L112 146H109V147H101L100 148V151H98V155L99 156H101L100 157V159L102 160V162H103V160H105V162H104V164L105 163H107V164H105V166L106 165H110L112 168H110L111 170H112V173L113 172H115V175L116 174H118V176H119V173L121 174V172H122V168L125 166V164H128L127 162H129L130 164H131V162L129 161V160H132V162L135 160L136 161V158H138L139 156H140V154L138 153V152H140V151H142V150H145V152H146V150H148L147 152L149 153L148 155H150V153H151V155H150V157L152 158V160L153 161H155V160H157L159 157H161V159H160V162H159V164L158 165H162V164H160V163H163V165H165V167H166V169L168 170V172H170L169 170H171V173H167L168 175H170L171 177V179H172V181H181V179L180 178H183V176H184V187L183 186H181L182 188H185V187H190V185H192V183H194V182H196L197 183V179L194 177V173L193 174H191L192 172H189V171H187L188 169H187V158H186V156H185V152H187L186 150L188 149V151H190V150H193L194 151V147H192V144H194V143H192V141L194 140H192V137H191V134H190V131H189V127H186V126H182L180 129H178L177 130V132L175 131V133L171 136L170 135V133L169 132H171V131H173V130H171V127L170 126H172V125H175V127L174 128H176V124H172L171 125V123L168 125L167 124V121H165ZM169 119H171V118H169ZM177 119V118H176ZM175 119V120H176ZM207 119V118H206ZM220 119V118H219ZM233 119H236L235 117L233 118ZM233 119L232 120H230L229 121V119H227L228 120V122H227V124L230 122L231 123V121H233ZM261 119V118H260ZM5 120H7V119H5ZM10 120V119H9ZM65 120V119H64ZM112 120V119H111ZM109 121V123L110 122H112V121ZM152 120V119H151ZM151 120H149V121H151ZM160 120V119H159ZM168 120V119H167ZM171 120H173V119H171ZM221 120V119H220ZM224 120H226L225 118H224ZM223 120V121H224ZM243 120V119H242ZM242 120H239L240 122H238V121H236L237 122V128H236V130L237 131H233V130H235V129H233V128H235L236 127V125H235V127H232V125L233 124H231V126H230V129L232 128L233 130V132H237L236 133V135H234L233 137H234V140H236V142H233L234 144L235 143H237V146H240V147H246V148H248V149H250V150H252V152H258L259 154L261 153L262 155H263V157H257V158H260V159H257L254 163H252L253 162V158L251 159L252 161H251V163L253 164L252 165V167H251V170H252V172H254L253 174H251V176H250V173L248 174V170H246L245 168L237 175V176H234L233 175V173H231L229 170H230V168H227V170L226 169H224L223 167H221V165H222V163H221V165L219 164L220 162L218 161V159H215V161H212V162H214L212 165L209 163V165H211L210 167H209V169H208V171L209 172H206V173H209V175H207V174H205V175H207V176H205V178L204 177H201V178H204L201 182L203 183L202 184V188H201V190H197L196 188L195 189H190L191 191L189 192V194L188 195H186V193H185V195L184 196H189L190 197V199L192 200V199H194V198H199L200 196L207 202V204L208 205H204V204H200V205H195V204H192L191 206H188L189 208L187 209L186 207V211H185V213H184V217L181 219L182 221H180V222H182V234H183V236L186 238V241H189V244L187 243V244H184V245H181L180 246V249H179V251L175 254V255H177V257H176V263L175 264H204L203 262H200V261H202V260H200V259H202V258H200V257H197L196 255H195V253H198L199 252V255L201 254L202 256H204V255H206L207 253V257H204L205 259L206 258H208V259H206L207 260V263H206V261H204L205 262V264H264V135H263V139H261L260 140V138H259V136H253L252 134H251V131L254 129V128H251L250 126H248V125H246V124H244L243 122H242ZM251 120V119H250ZM153 121H154V119H153ZM208 121V120H207ZM222 121V122H223ZM245 121V120H244ZM253 121V120H252ZM255 121V120H254ZM263 121V120H262ZM5 122H7V121H5ZM24 122H25V118H24ZM57 122V121H56ZM59 122V121H58ZM61 122H62V120H61ZM117 122V121H116ZM116 122H114V123H116ZM192 122V121H191ZM204 122V121H203ZM205 122H206V120H205ZM208 122H210V121H208ZM208 122H206V123H208ZM218 122V120L215 122V123H217ZM235 121H233L232 123H234ZM247 122V121H246ZM23 123V122H22ZM27 123V122H26ZM150 123V122H149ZM172 123H174V122H172ZM180 123V122H179ZM185 123H187V122H185ZM215 123H212V124H215ZM219 123V122H218ZM225 123V122H224ZM56 124V123H55ZM59 124V123H58ZM57 124V125H58ZM178 124V123H177ZM198 124V125H199ZM211 124V125H212ZM222 124V126L224 125L223 123H221ZM235 124V123H234ZM249 124V123H248ZM20 125V124H19ZM22 125V124H21ZM27 125V124H26ZM111 125V124H110ZM110 125H108V126H110ZM114 125V124H113ZM197 124H195V126H198ZM204 125H208V124H205L204 123ZM210 125V124H209ZM209 125L207 126V129H209L210 127H209ZM217 125H220V124H217ZM216 125V126H217ZM230 125V124H229ZM249 125H253V123L252 124H249ZM8 126V125H7ZM16 126V125H15ZM104 126V127H103ZM147 126V125H146ZM188 126H190V125H188ZM215 126V127H216ZM234 126V125H233ZM258 126V125H257ZM18 127V126H17ZM23 127V126H22ZM53 127H56V126H53ZM110 127H112V126H110ZM137 127H139V126H137ZM201 127V126H200ZM206 127V126H205ZM209 127V128H208ZM214 127V126H213ZM219 127H221V126H219ZM7 128V127H6ZM112 128H114V127H112ZM173 127H172V129H174ZM177 128H178V126H177ZM198 128V127H197ZM256 128H258V127H256ZM28 129V128H27ZM26 129V130H27ZM213 130H214V128H212ZM221 129H222V127H221ZM261 129V128H260ZM4 130V129H3ZM14 130H15V128H14ZM18 130V129H17ZM133 130H136V129H130V130H128V131H131V132H133ZM171 130V131H170ZM191 130V129H190ZM204 130V129H203ZM218 129L217 128H215V131H217ZM220 130V129H219ZM227 130V129H226ZM224 131V130H222L223 131V133H225V137L227 136V140H228V138L232 135V131H229V130H227V131H229V132H232L231 133V135H229V134H227L226 135V132L227 131ZM262 130V129H261ZM260 130V131H261ZM58 131H60V134L61 135H59V134H57V133H59ZM197 130H195L194 129V132H196ZM205 131H207V130H205ZM210 131H212V130H210ZM13 133H14V131H12ZM15 132V133H16ZM24 132H26V131H24ZM116 132H117V130H116ZM198 132V131H197ZM209 132V131H208ZM207 132V133H208ZM213 132L214 131H212V134H213ZM1 133V132H0ZM5 134H6V132H4ZM43 133V134H42ZM47 133H50V132H47ZM120 133V132H119ZM126 133V132H125ZM127 133H129V132H127ZM136 133V132H135ZM138 134H139V132H137ZM219 133H222V132H217V133H214V134H218V136H219ZM223 133L221 134V136L223 135ZM228 133V132H227ZM261 133H263V132H261ZM130 134V133H129ZM133 134H134V132H133ZM199 134V133H198ZM257 134V133H256ZM13 135V134H12ZM47 135V134H46ZM89 136H91L90 134H88ZM87 135V136H88ZM117 135V134H116ZM118 135H120V134H118ZM140 135V134H139ZM145 135V134H144ZM255 135V134H254ZM4 136V135H3ZM39 136H40V138H39ZM49 136V135H48ZM86 136V135H85ZM105 136H107V137H105ZM192 136H194V134H192ZM212 137V139H213V137L215 136V135H211ZM220 136V137H221ZM2 137V136H1ZM5 137V136H4ZM4 137H2V138H4ZM79 137V138H78ZM114 137V141H115V138L117 137H115V136H113ZM121 137H124V135L123 136H121ZM131 137V136H130ZM137 137H138V135H137ZM137 137H136V139H137ZM210 137V136H209ZM46 138V137H45ZM88 139H89V137H87ZM109 138H112V137H109ZM134 138H135V136H134ZM195 138V137H194ZM210 138V139H211ZM218 137L216 136L215 138H214V140H216ZM223 138V137H222ZM262 138V137H261ZM54 140L53 139V142L54 141H56V143H57V140ZM65 139H67V138H65ZM117 139V138H116ZM136 139H133V140H136ZM141 139H140V142H141ZM196 139V138H195ZM2 140H4V139H2ZM44 140V139H43ZM42 140V141H43ZM46 140V139H45ZM44 140V141H45ZM110 140V139H109ZM112 140V139H111ZM192 140V141H191ZM198 140V139H197ZM196 140V141H197ZM208 140H209V138H208ZM218 140H219V138H218ZM220 140H221V138H220ZM220 140H219V142H220ZM231 140H233L232 138H229V140H228V142H230ZM11 141V140H10ZM41 141V140H40ZM40 141L38 142L37 141V144L38 143H40ZM61 141V140H60ZM104 141V140H103ZM211 141H213V140H211ZM223 142H226V140H222ZM5 142V141H4ZM47 142V143H48ZM63 142H65V141H63ZM71 142V141H70ZM109 142V141H108ZM126 142V141H125ZM132 142H134V141H132ZM203 142V141H202ZM206 142V141H205ZM210 142V141H209ZM47 143L45 142V144L47 145ZM50 143H52V141L50 142ZM49 143V144H50ZM123 143V142H122ZM135 143H137V142H135ZM199 143V142H198ZM4 144V143H3ZM45 144L43 145V147H46L45 146ZM60 144V143H59ZM62 144V143H61ZM81 144V143H80ZM86 144V143H85ZM88 144V143H87ZM92 144V143H91ZM95 144H98V143H95ZM108 144V143H107ZM106 144V145H107ZM143 144V145H144ZM196 144V143H195ZM201 144H203V143H201ZM210 144H214V143H210ZM216 144V143H215ZM221 144H223V143H219L218 145H221ZM41 145V144H40ZM52 145V144H51ZM50 145V146H51ZM63 145V144H62ZM110 145H111V143H110ZM115 145V144H114ZM113 145V146H114ZM116 145H117V143H116ZM120 144H118V146H119ZM139 145V144H138ZM142 145V146H143ZM146 145V146H147ZM217 145V146H218ZM226 145H227V142H226ZM228 145H229V143H228ZM231 145H233V144H230L229 146H227L225 149H223L224 150V153H223V151L222 152H220V149H221V146L220 147H217L216 145H209V146H212V147H217V149L219 148V152L221 153V155H223V156H225V150H226V153H227V149H229L228 151H231V149L230 148H228V147H231ZM4 146V145H3ZM2 146V148L4 149L5 147H3ZM53 146V145H52ZM97 146V145H96ZM105 146V145H104ZM134 146V147H133ZM136 146V147H135ZM195 146V145H194ZM206 146V145H205ZM237 146H232L233 148L234 147H237ZM37 147V146H36ZM40 147H42V146H40ZM42 147V148H43ZM59 146H57V148L56 149H59L58 148ZM139 147V146H138ZM141 147V146H140ZM191 147L193 148V149H191ZM207 147V146H206ZM224 147V146H223ZM38 149H39V147H37ZM37 148H35V149H37ZM61 148H65V146L64 147H61ZM60 148V150H62ZM74 148H75V146H74ZM93 148H94V146L93 147H91L89 150L91 151V150H93ZM118 148V147H117ZM117 148H115V152L114 153H116V149ZM120 148V147H119ZM197 148V147H196ZM207 148H209V147H207ZM232 148V149H233ZM34 149V148H33ZM37 149V150H38ZM44 149V148H43ZM47 150H45V151H48V148H46ZM50 149V148H49ZM137 149V150H136ZM190 149V150H189ZM211 149V148H210ZM215 149V148H214ZM241 149V148H240ZM247 149V150H248ZM2 150V149H1ZM65 151H66V148L64 149ZM64 150H62V151H64ZM74 150H76V149H74ZM98 150V149H97ZM114 150V149H113ZM117 150H120V149H117ZM139 150V151H138ZM254 150V151H253ZM4 151V150H3ZM52 151V150H51ZM51 151H48V152H44L43 154L42 153H39V152H43V150H39V151H33V153H39L38 155H39V157H37L36 155V157L38 158V160H42V159H44V158H48V157H50L52 154H55V152H51ZM58 151V150H57ZM149 151H151V152H149ZM214 151V150H213ZM218 151H216V153L218 152ZM232 151H234V154H238V155H242L243 153L241 152L242 150H240V151H238V150H236L237 152L235 153V150H232ZM231 151V153L233 154V152ZM24 152V151H23ZM22 152V153H23ZM31 151H29L28 153H30ZM60 152V151H59ZM68 152V151H67ZM117 152H119V151H117ZM144 152V151H143ZM142 152V153H143ZM239 152H241L240 154H239ZM1 153V152H0ZM21 153V152H20ZM24 153V154H25ZM62 153V152H61ZM89 152L87 151V152H85L84 150L83 151H81V155L82 156H84V157H86V155L88 154ZM113 153V154H114ZM141 153V152H140ZM189 153V152H188ZM195 153V152H194ZM215 153V154H216ZM219 153V154H220ZM223 153V154H222ZM231 153H228L227 154V158L225 159H223V156L221 157V156H219V157H221L220 158V161L221 162H223V160H224V162H225V160L227 161H229V155L231 154ZM2 154V153H1ZM60 154V153H59ZM68 154H69V152H68ZM68 154L66 155V154H64L63 156H68ZM80 154V153H79ZM139 154V155H138ZM145 154V153H144ZM196 154V153H195ZM194 154V155H195ZM214 154V155H215ZM218 154V155H219ZM20 155V156H19ZM28 155V154H27ZM26 155V156H27ZM30 155V154H29ZM56 155V154H55ZM116 155V154H115ZM137 155H138V157H137ZM146 155V154H145ZM213 155V157L212 158H218L217 156L218 155H216V156H214ZM240 155V156H241ZM243 155H246V154H243ZM247 155H248V153H247ZM258 155V154H257ZM256 155V156H257ZM261 155V156H262ZM34 156V157H35ZM54 156V155H53ZM77 156V155H76ZM82 156H80V157H82ZM104 156H106V155H104ZM143 156V155H142ZM142 156H140V158H143ZM147 156V155H146ZM212 156V155H211ZM235 156H237V155H235ZM240 156H238V157H240ZM1 157V156H0ZM34 157H29V159H27V160H30V158H32L33 160L31 161H27L28 162V164H29V162H36L35 161V159H34ZM56 157V158H55ZM92 157V156H91ZM113 157V156H112ZM149 157V158H150ZM243 156H241V158H242ZM24 158V159H23ZM54 158H55V160L56 161H58V157L57 156H54ZM53 158V159H54ZM78 158V157H77ZM93 158H96V157H93ZM104 158H106V157H104ZM150 158V159H151ZM207 158V157H206ZM211 158V159H212ZM231 155H230V160H231ZM243 158H245V157H243ZM249 158H251V157H249ZM4 159V158H3ZM6 159H5V161H6ZM22 159L24 160V162L26 161V157H22ZM110 159V158H109ZM139 159V158H138ZM145 159H147L148 160V157L147 158H145ZM208 159V158H207ZM235 159V158H234ZM38 160H37V162L36 163H38ZM50 160V159H49ZM53 161V162H56V161ZM65 160V159H64ZM90 160H92V159H90ZM97 160H99V158L97 159ZM96 160V161H97ZM191 160V159H190ZM219 162H217V161ZM5 161L3 162V163H5ZM88 161V160H87ZM95 161V160H94ZM148 161H150V160H148ZM148 161H146L147 163H148ZM235 160H233V162H234ZM238 161V160H237ZM237 161H235V162H237ZM101 162V161H100ZM145 162V161H144ZM158 162V161H157ZM191 162V161H190ZM211 162V163H212ZM232 163V160L231 161H229L227 164H229V163ZM239 162V161H238ZM247 159H246V164H247ZM3 163H1V165L3 164ZM51 163V162H50ZM64 163H66V161H64ZM98 163V162H97ZM97 163H95V164H97ZM136 163H139L140 164V160L139 161H136ZM150 163H152V161L150 162ZM250 163V164H251ZM24 164V163H23ZM31 164H35V163H30V165ZM40 165H42L41 163H39ZM57 164V163H56ZM61 164V163H60ZM99 164V163H98ZM129 164V165H130ZM134 164V163H133ZM133 164H131L130 165V167L129 168H131V166L133 165ZM204 164V163H203ZM225 164V167H229V166H232L233 167V164H235V163H233L232 165H230L229 164V166H227L226 165V163H223V165ZM237 164V163H236ZM235 164V165H236ZM19 165V166H18ZM30 165H28V167L27 168H29V169H25L26 168V166H25V171H27L28 172V170H30V175H29V177L30 176H33L34 174L33 173H35V172H33L34 171V169H33V171H31L32 169H30V167H32V166H30ZM45 165H46V162H45ZM54 165V164H53ZM62 165V164H61ZM74 165V164H73ZM78 165H80V164H78ZM81 165H84V164H81ZM80 165V166H81ZM102 164L100 163V165H99V168H100V166H101ZM129 165H126V166H129ZM190 165H192V164H190ZM208 165V166H209ZM222 165V166H223ZM30 166V167H29ZM34 166V165H33ZM63 166V165H62ZM85 166V165H84ZM105 166H102V167H105ZM150 166V165H149ZM189 166V165H188ZM207 166V165H206ZM36 167V166H35ZM43 167H45L44 165L41 167V168H43ZM59 167V166H58ZM76 167V166H75ZM87 166H85V168H86ZM97 167V166H96ZM192 167V166H191ZM236 167H237V165H236ZM249 167H250V165H249ZM2 168H3V165H2ZM40 168V167H39ZM40 168V169H41ZM60 168H62L61 166H60ZM59 168V169H60ZM82 167H80V169H81ZM85 168H82V171H81V173H83V170L85 169ZM133 168V167H132ZM155 168H157V167H155ZM168 168H170V169H168ZM1 169V168H0ZM18 169H21V168H18ZM17 169V170H18ZM47 169V168H46ZM50 169V168H49ZM48 169V170H49ZM53 169H55V167L53 168ZM58 169V168H57ZM73 169V168H72ZM78 170H79V168H77ZM103 169V168H102ZM161 168H159V170H160ZM166 169H164V170H166ZM229 169V170H228ZM242 169V168H241ZM39 169H37V171H38ZM47 170V171H48ZM61 170V169H60ZM60 170H58L59 172H60ZM77 170V171H78ZM111 170H108V171H111ZM184 170H185V172H184ZM193 170V169H192ZM234 170V169H233ZM236 170V169H235ZM20 171V170H19ZM18 171V173H13V174H20L21 172H19ZM50 171H52V169H50L49 170V172ZM55 171V170H54ZM54 171H52L51 173H47V174H51V176L50 175H48V176H50V180H52L50 183H53V182H55V180L54 179H57L60 175V173L57 175L58 177H56L55 176V174L56 173H54ZM62 171V170H61ZM69 171V170H68ZM67 171V172H68ZM72 171V170H71ZM73 171H75L74 169H73ZM102 171H104V170H102ZM127 171V170H126ZM157 170H155V173H157L156 172ZM56 172H57V170H56ZM131 172H133V171H131ZM159 172V171H158ZM165 172V171H164ZM167 172V171H166ZM238 172V171H237ZM1 173V172H0ZM26 173V172H25ZM28 173V174H29ZM32 173V174H31ZM52 173H54V176L52 175ZM62 173V172H61ZM80 173V172H79ZM126 173H128V171L127 172H125V174ZM154 173V172H153ZM153 173H152V176H153ZM39 175H40V173H38ZM78 175V173H75V175ZM102 174H104V173H102ZM101 174V175H102ZM107 174H109V176H110V172H108ZM166 174V173H165ZM2 175V174H1ZM5 175V174H4ZM27 175V174H26ZM46 175V174H45ZM98 175V174H97ZM113 175V174H112ZM128 175V174H127ZM127 175H125V176H127ZM136 175V174H135ZM158 175V174H157ZM11 176V174L9 175V177L8 178H12V177H10ZM15 176H17V177H21V176H18V175H15ZM23 176H25V174L23 175ZM38 176V175H37ZM47 176V175H46ZM45 176V177H46ZM62 176V175H61ZM72 176V175H71ZM102 176H105V175H102ZM108 176V177H109ZM155 176V175H154ZM165 176V175H164ZM198 176V175H197ZM17 177H15V178H17ZM56 177V178H55ZM90 178H92L91 176H89ZM111 177V176H110ZM120 177V176H119ZM119 177H117L116 179H118ZM132 177V176H131ZM134 177V176H133ZM137 177H139V176H137ZM137 177H135V178H137ZM159 177V176H158ZM161 177V176H160ZM166 177H168V176H166ZM5 178V177H4ZM38 178H39V176H38ZM41 179L43 178L42 176L40 177ZM47 179L49 178V177H46ZM54 178V179H53ZM86 178V177H85ZM89 178V179H90ZM151 178V180L153 181L154 179H152V177H150ZM6 179V178H5ZM10 179H8L9 181H10ZM24 179V178H23ZM36 179V178H35ZM75 179V178H74ZM73 179V180H74ZM81 179V178H80ZM122 179V178H121ZM134 179V178H133ZM165 179V178H164ZM170 179V180H171ZM8 180H4V181H2V184L1 185H3V187H1V188H4L5 187V184L7 185V183H8ZM12 181H14L13 180V178L11 179ZM29 180V179H28ZM34 180V179H33ZM43 180V179H42ZM82 180V179H81ZM81 180H79V181H81ZM119 180V179H118ZM132 180V179H131ZM131 180H129V181H131ZM137 180V179H136ZM141 180V179H140ZM139 180V181H140ZM201 180V179H200ZM16 181L18 182V180L16 179ZM30 181V180H29ZM38 181V180H37ZM39 181H41V180H39ZM57 181V180H56ZM127 181V180H126ZM135 181V180H134ZM138 181V180H137ZM136 181V182H137ZM139 181H138V183H135V187L138 185V184H140L139 183ZM176 181V183H178ZM117 182H119V181H117ZM131 182H133V181H131ZM159 182V181H158ZM157 182V183H158ZM162 182V181H161ZM161 182H160V184H161ZM171 182V181H170ZM201 182H199L200 183V185H201ZM36 183V182H35ZM38 183H40V182H38ZM46 183V182H45ZM47 183H49V181L47 182ZM46 183V184H47ZM91 183H92V181H91ZM91 183H90V185H91ZM125 183V182H124ZM154 183V182H153ZM15 184V183H14ZM31 184V183H30ZM29 184V186H28V183H27V185H25V183H24V181H22L21 182V188H26V190H24L25 192V194L24 193H22V192H19L20 190H18V192H19V194L20 193H22V195H27V193H28V191H30V190H32L33 189V192L35 193V194H32V195H35L33 198H35L36 200H37V203L35 204V206H33V207H31L32 208V211L31 210H28L27 212L24 210V212H22V214L21 213H17L15 216H13V217H10V218H8V219H6V220H0V242L2 243V241L3 240H5V239H8V238H10V236L11 235H13V230L12 229H15L16 230V228H18V229H20L21 230V228L22 227H24L25 228V226L27 225V224H29L31 227H32V225H34V227H37L38 228V222L40 221H38V218L40 219V217L42 218L41 220L44 222V220H45V218H47V216L45 215L46 213H48V212H51V213H53L52 211L54 210L55 211V214H56V210H57V206L55 205V198L54 199H51V198H53V196L51 195V194H48V191H49V186H47V187H43L41 190H38L39 188H38V186L36 187V188H38L37 190L38 191H36V190H34V188H33V186H34V183L32 184V185H30ZM54 184V183H53ZM55 184H57L56 182H55ZM118 184V183H117ZM120 184V183H119ZM126 184H129L128 186H131L132 184H134V183H126ZM147 184H148V181H147ZM155 184V183H154ZM154 184H151V185H153L154 187H156ZM182 184H183V180H182ZM253 185V187L255 188V191L253 192V193H251V194H249L250 192L248 191V187H249V185ZM39 185V184H38ZM73 185H75V183L73 184ZM82 185V184H81ZM81 185H79V186H81ZM89 185V186H90ZM120 185H122V184H120ZM28 186V187H27ZM40 186V185H39ZM44 186H45V184H44ZM71 186V185H70ZM69 185L68 186H66V188H69L70 187ZM77 186V185H76ZM89 186H86V187H89ZM118 186V185H117ZM141 186L143 187H145V185H142L141 184ZM158 186H159V184H158ZM7 187V186H6ZM12 187V186H11ZM55 187V186H54ZM59 187V186H58ZM122 187V186H121ZM132 187V186H131ZM133 187H134V185H133ZM137 187H139L140 188V186H137ZM141 187V188H142ZM163 187H165V184H161L160 185V188H162L163 189ZM177 187V186H176ZM19 188V187H18ZM35 188V189H36ZM71 188H72V186H71ZM130 188V187H129ZM153 188V187H152ZM157 188V187H156ZM170 188V187H169ZM180 188V187H179ZM14 189H15V187H14ZM73 189V188H72ZM80 189H82V188H80ZM120 189V188H119ZM118 189V190H119ZM122 189V188H121ZM126 189L128 190V187H126ZM142 189H144V188H142ZM142 189H139V190H142ZM159 189V188H158ZM199 189V188H198ZM56 190V189H55ZM63 190V189H62ZM77 190V189H76ZM78 190H79V188H78ZM86 190L88 191V188H86ZM183 190V189H182ZM184 190H186V189H184ZM8 191V190H7ZM7 191H5V192H7ZM66 191V190H65ZM137 191H138V189H137ZM159 191H161L160 189H159ZM164 191V190H163ZM162 191V192H163ZM171 192V194H169V197L167 198V196H161V193H159V195H158V197H159V202H162V206L164 205L165 206V208L163 209L162 207V209L164 210H162L163 212H165V211H167L168 212V210H169V208L170 207H173V205H175L176 204V202H179V200H180V198L182 197V193H184V192H181V194H180V191L179 190H177V189H174V188H170V190H168V192ZM188 191V190H187ZM8 192H10L11 193V190L9 189V191ZM73 192V191H72ZM81 192H83V191H81ZM84 192H86L85 190H84ZM138 192H140V191H138ZM166 192V191H165ZM256 192V193H255ZM9 193V194H10ZM17 193V192H16ZM64 193H66V192H64ZM67 193H71V192H67ZM78 193V192H77ZM118 193H119V195H120V190L118 191ZM141 193V192H140ZM157 193H158V190H157ZM188 193V192H187ZM8 194V195H9ZM71 194H73V193H71ZM70 194V195H71ZM156 194V193H155ZM167 194V193H166ZM179 194L181 195L180 196V198L178 197L179 196ZM7 195V194H6ZM15 195V194H14ZM81 195V194H80ZM80 195H79V193H78V197L79 198H84V197H80ZM83 195V194H82ZM85 195V194H84ZM117 195V194H116ZM163 195V194H162ZM171 195V196H170ZM86 196V195H85ZM105 196V195H104ZM122 196V195H121ZM6 197V196H5ZM9 196H7L6 198H8ZM26 196H24V198H25ZM30 197H31V195H30ZM72 197V196H71ZM76 197H77V195H76ZM97 197H99V196H97ZM157 197V196H156ZM157 197V198H158ZM63 198H65V197H63ZM119 198H121V197H119ZM171 198V199H170ZM179 198V199H178ZM182 198H184V197H182ZM13 199H14V196H13ZM116 199H118V198H116ZM122 199V198H121ZM142 198H140V200H141ZM154 199H156V198H154ZM174 199V201H173V203L171 202L172 200ZM186 199H188V198H185V199H183V200H185L186 201ZM4 200H6V199H4ZM8 200V199H7ZM18 200V199H17ZM20 200V199H19ZM26 200V199H25ZM36 200H34L33 199V201H36ZM62 200V199H61ZM61 200H60V202H61ZM81 200V199H80ZM102 200V199H101ZM100 200V201H101ZM120 200V199H119ZM118 200V201H119ZM135 200V199H134ZM11 201V200H10ZM14 202H16L15 201V199L13 200ZM31 201H32V199H31ZM87 201V200H86ZM117 201V200H116ZM128 201V200H127ZM133 201V200H132ZM144 199H143V201L141 200V202H138V201H136V203H137V205L135 204V201H133L134 202V204L132 205V206H130L131 205V203L132 202H127V204H125V206H123V208H122V210H121V212H120V214H119V217H118V220H117V223H116V226H112L111 228H107V229H105L104 228V230L102 231V237H100L99 238V242H93V241H96V236H98V235H95V234H97V233H94L92 236H88V237H90V239L88 238V241H86L87 240V238L86 237H84V238H86L85 239V241H84V243H86V244H84L83 243V245H81V242H80V245H78L77 247H74L75 249H77V251H78V253H75L74 254V256L72 257V259L74 260V259H76V258H74L75 256L76 257H80L81 258V256H83L84 258H82V259H85V257L87 256H84L83 254H86V253H83L82 255L80 254V253H82V252H85V250L86 251H88V253L89 252H92V251H99L102 247L103 248H107V250H105V251H107V252H109V251H111V252H113V249H109L110 248V246L111 245H117L116 243H118L119 244V246L120 247H122V249L121 250H123L121 253H124V256H121V255H119L120 257H110V258H108V259H106V262H109V264H131V262H132V256L133 257H136V256H134V253H136V252H134V250L137 248L136 246H135V244H145V240L143 239V237L140 235V237H137V238H135L136 236L134 235V234H131V232H132V229L133 228H135V226H136V220H138V217H140L142 214L146 217V219H144V221H145V223H146V221H147V224H151L152 225V227H156V228H160L161 229V227H162V222L161 221H163L162 219H158V218H155V217H153L155 214H153V213H156L157 211H159L160 213H161V211L157 208L156 210V212H154V210H153V208H151L152 210H148V209H150V207H152V205H150V204H148V203H146V204H148V205H150V207L149 208H147V206L148 205H146L145 206V203H144ZM157 201H158V199H157ZM181 202H184V201H182V199L180 200ZM188 201V200H187ZM200 201V200H199ZM30 202V201H29ZM63 203H59V204H61V206H62V204H63V206L64 207H74V208H79L80 207V204L78 203V199L76 198V199H74V198H70V197H68V199H65L64 201H62ZM158 202V203H159ZM180 202V203H181ZM201 203H202V201H200ZM81 203V202H80ZM16 203H14V204H11V205H15ZM27 204H29L28 202H27ZM87 204V203H86ZM114 205L116 204L115 202L113 203ZM112 204V205H113ZM117 204H118V202H117ZM155 204H157V202H155ZM186 204V203H185ZM9 205V204H8ZM50 205H52V207L50 206ZM56 207H55V206ZM179 205V204H178ZM181 205V204H180ZM50 206V207H49ZM60 206V207H61ZM87 206V205H86ZM84 207V208H81L80 210H83L84 209V211H83V213H85V211L86 212H88V213H90L91 211L90 210H92V209H90L89 210V206H87V207ZM122 206V205H121ZM163 206V207H164ZM4 207V206H3ZM9 207V206H8ZM48 207V208H47ZM182 207V206H181ZM174 208V207H173ZM176 208V207H175ZM0 209H2V207L0 208ZM26 210H27V208H25ZM30 209V208H29ZM112 209V208H111ZM110 209V210H111ZM177 209H178V207H177ZM176 209V210H177ZM19 210H20V208H19ZM63 210H66V209H64L63 208ZM77 210V209H76ZM108 210V209H107ZM109 210V211H110ZM185 210V209H184ZM183 210V211H184ZM188 210V211H187ZM18 211V210H17ZM58 211H60V208L58 209ZM100 211H102L101 213H100V215H101V217H103V218H107V216H108V214H107V211H104V210H100ZM99 210H98V214H99V212H100ZM175 211V210H174ZM1 212V211H0ZM62 212V211H61ZM64 212V211H63ZM171 212H173L172 211V209H171ZM179 212V211H178ZM28 213V215H26ZM31 213H33L32 215H29V214H31ZM44 215H43V214ZM51 213H49V215L51 214ZM170 213V212H169ZM11 214V213H10ZM39 214H42V215H39ZM55 214H52L53 216L52 217H54L55 216ZM63 214H65V213H63ZM68 214H70L69 212H68ZM139 214H141L140 216H138ZM165 214H167L166 212L164 213V215ZM173 214H174V212H173ZM11 215H14V214H11ZM60 215V214H59ZM58 215V216H59ZM163 215V216H164ZM172 215V214H171ZM190 215V216H189ZM40 216V217H39ZM44 216H45V218H44ZM138 216V217H137ZM168 216V215H167ZM51 217V215L48 217V218H50ZM51 217V218H52ZM62 217V216H61ZM68 217V216H67ZM66 217V219H68ZM142 217V216H141ZM144 217V218H145ZM166 217V216H165ZM170 217V216H169ZM63 218H64V216H63ZM63 218H61V219H63ZM97 218V217H96ZM176 218V217H175ZM44 219V220H43ZM66 219H65V221H66ZM94 219V218H93ZM177 219V218H176ZM107 220V219H106ZM53 220H51V222H52ZM62 222L63 224L65 223V222H63V220H59V222ZM95 221V220H94ZM139 223L137 224V229L139 228L138 226H140L141 225V222L143 221V219L142 220H140V218H139ZM143 221V222H144ZM45 222H47V221H45ZM51 222H49V223H51ZM67 222V221H66ZM95 222H97V221H95ZM101 222V221H100ZM104 222V221H103ZM142 222V223H143ZM71 223V222H70ZM134 223V224H133ZM165 223V222H164ZM41 224V223H40ZM39 224V225H40ZM47 224V223H46ZM88 224V223H87ZM105 224V223H104ZM35 225H37V226H35ZM77 225V224H76ZM89 225V224H88ZM87 225V226H88ZM93 225V227H94V225L95 224H92ZM134 225V226H133ZM49 225L47 224V227H48ZM87 226H86V228H87ZM106 226H109V224L107 223L106 225H105V227ZM149 226L150 225H147V226H144V227H148L147 229H149ZM41 227V226H40ZM63 227V226H62ZM141 227V226H140ZM152 227H150V229H152ZM28 228H29V226H28ZM72 228V227H71ZM32 229H34L33 227H32ZM36 229V228H35ZM70 229V228H69ZM79 229H82V228H79ZM30 231H31V229H29ZM39 230V229H38ZM47 230V228L45 227V229H44V231L45 232H42V233H44V234H46V233H48V231H46ZM66 230V229H65ZM72 230V229H71ZM134 230V229H133ZM135 230H136V228H135ZM156 230H158V229H153L152 231H151V234L154 232V231H156ZM164 230V229H163ZM19 231V230H18ZM17 231V232H18ZM83 232H84V229L82 230ZM142 231H145L146 232V230L145 229H143ZM149 231V230H148ZM23 232H24V230H23ZM79 232V231H78ZM138 233H139V231H137ZM36 233V232H35ZM41 233V236L39 237V238H41V237H43V239H44V236H43V234ZM58 233V232H57ZM61 233H63L64 235H67V236H70L69 235V231H62V232H60V234ZM72 233H74V232H72ZM77 233V232H76ZM75 233V234H76ZM81 233V232H80ZM80 233H78V234H80ZM137 233V234H138ZM143 233V232H142ZM149 233V232H148ZM14 234H16V233H14ZM36 234H38V233H36ZM40 234V233H39ZM71 234V233H70ZM84 234V233H83ZM82 234V235H83ZM91 234V233H90ZM139 234H141V233H139ZM144 234V233H143ZM142 234V235H143ZM21 235V234H20ZM28 235H30V234H28ZM56 235V234H55ZM59 235V234H58ZM57 235V236H58ZM62 235V234H61ZM74 235V234H73ZM130 235V236H129ZM132 235H134V237H132ZM27 236V235H26ZM31 236H33L34 237V235H31ZM75 236V235H74ZM78 236V235H77ZM80 236H81V234H80ZM35 237H38V236H35ZM60 237H63V236H60ZM64 237H66V236H64ZM71 238L73 237V236H70ZM131 237H132V239H131ZM147 237V236H146ZM168 237V236H167ZM167 237L166 236H164L163 237V244H164V247H165V249H160L159 250V252H160V254H163V255H165L166 256V258L167 259H163V261H160V263L161 264H169V257H170V255H171V253L168 251V242H171L172 241V239H170L169 241H167ZM197 237V241H198V244H200L199 245V247H197L196 245H198V244H196L197 243V241H196V243H194V244H196L195 246H196V248H194V245H192V244H190L192 241H194V238H196ZM45 238H46V236H45ZM56 238V237H55ZM59 238V237H58ZM18 239V238H17ZM21 239V238H20ZM25 239V238H24ZM42 239V240H43ZM61 239V238H60ZM64 239V238H63ZM65 239H67V237L65 238ZM81 239V238H80ZM12 240V239H11ZM41 240V241H42ZM62 240V239H61ZM9 242H10V240H8ZM40 241V242H41ZM46 241V240H45ZM54 241V240H53ZM67 241V240H66ZM78 241V240H77ZM146 241H147V239H146ZM4 242V241H3ZM6 242V241H5ZM4 242V243H5ZM28 242V241H27ZM27 242H26V240H23V239H21V240H19V241H17L15 244H12L13 246V249H12V253H11V255L9 256V260H7V261H4V259H2L3 261H4V263H3V261H1V258H0V264H6V263H8V262H10L11 261V259H17V263H19V261H21L22 262V264H33V261H32V257L28 254V252L26 253V251H29L28 249H26V245H27ZM39 242V241H38ZM56 242H58V241H56ZM90 242H92V243H90ZM148 242V241H147ZM205 242H207L206 243V245H208V244H210L211 246H207V247H204V246H206V245H204V246H202L203 244H205ZM13 243V242H12ZM42 244L44 243V242H41ZM154 243V242H153ZM3 244V243H2ZM29 244H31V243H29ZM34 244V243H33ZM74 244V243H73ZM72 243L70 244V245H73ZM77 244H78V242H77ZM134 244V245H133ZM148 244H152V243H148ZM7 245V244H6ZM11 245V244H10ZM41 245V244H40ZM50 245H51V243H50ZM62 245V244H61ZM63 245H69V244H67V243H65V244H63ZM63 245H62V247H63ZM158 245V244H157ZM38 246V245H37ZM60 246V245H59ZM3 248L4 250H5V246L3 247V245L1 246V244H0V248ZM11 247V246H10ZM62 247H61V249H62ZM65 247H69L70 248V246H65ZM109 247V248H108ZM151 247V246H150ZM158 247H160V246H158ZM163 247V246H162ZM169 247H171V246H169ZM8 248V247H7ZM54 248V247H53ZM55 248H56V246H55ZM64 248V247H63ZM72 248V247H71ZM115 248V247H114ZM41 249V248H40ZM48 249V248H47ZM60 249V250H61ZM65 249V248H64ZM63 249V250H64ZM109 249V250H108ZM119 249V247H117V250ZM195 250V249H197L196 251H198V252H196V251H194L193 253H194V257H197V259H199V260H197V259H195V260H197V262H194L193 261V258H192V250ZM207 249V250H206ZM4 250H2V252L4 251ZM9 250V249H8ZM66 250V249H65ZM69 250V249H68ZM71 250V249H70ZM74 250V249H73ZM72 250V252L70 253V254H72V253H74V251ZM117 250H115V251H117ZM120 250V251H121ZM137 250V249H136ZM155 250H157L156 248H155ZM178 250V249H177ZM1 251V250H0ZM10 251H11V249H10ZM35 251V250H34ZM47 251V250H46ZM53 251H56V250H53ZM59 251V250H58ZM104 251V252H105ZM141 252H138V253H142V252H144L143 251V249L142 250H140ZM149 251V250H148ZM208 251V252H207ZM48 252V251H47ZM50 252H51V250H50ZM60 252V251H59ZM63 252H66V251H63ZM70 252V251H69ZM76 252V251H75ZM111 252H109V253H111ZM152 252H154V251H152ZM158 252V251H157ZM36 253V252H35ZM49 253V252H48ZM175 253V252H174ZM47 254V253H46ZM70 254L67 252V254L65 253V255L63 256V257H61V255H60V258H62V260H60V261H62L61 263L62 264H69V258H71L70 257ZM100 254V253H99ZM153 254V253H152ZM151 254V255H152ZM159 253H157V254H155V255H158ZM5 255H6V253H5ZM32 255H33V252H32ZM78 255V256H77ZM80 255V256H79ZM109 255V254H108ZM112 255V254H111ZM114 255V254H113ZM136 255H138V257L140 256L139 254H136ZM149 256V257H153V256ZM154 255V257H155V260H158L159 261V259H156V257L158 258L159 256H155ZM163 255H162V257H163ZM33 256H35V255H33ZM102 256V255H101ZM38 257V256H37ZM59 257V256H58ZM92 257V256H91ZM145 257V256H144ZM148 257V258H149ZM153 257V258H154ZM161 257V256H160ZM161 257V258H162ZM6 258V257H5ZM43 258V257H42ZM56 257H54V254H52V255H49V256H46L45 258H43V264H51V263H53L54 262V264H55V262L59 259H55ZM171 258H172V256H171ZM39 259H41V257L39 258ZM38 259V260H39ZM99 258H95L92 262H93V264H100V263H103V261H100L101 259H99ZM135 259H137V258H135ZM205 259H203V260H205ZM6 260V259H5ZM14 260V261H15ZM56 260V261H55ZM78 260H79V258H78ZM81 260V259H80ZM79 260V261H80ZM90 260H92V259H90ZM89 260V261H90ZM103 260V259H102ZM142 260V259H141ZM151 261H153L154 259H150ZM154 260V261H155ZM60 261L58 260V262L60 263ZM72 261V260H71ZM96 261H98V262H96ZM100 261V262H99ZM104 261H105V259H104ZM153 261V262H154ZM157 261V262H158ZM165 261V262H164ZM199 261V262H198ZM58 262H56V263H58ZM81 262H84V261H80V262H78V263H80L81 264ZM92 262H90V263H92ZM105 262V263H106ZM148 262H149V260L147 259L146 261H143V262H140V259H139V261H138V263L137 262H135L136 264H148ZM16 263V262H15ZM38 263V262H37ZM60 263V264H61ZM78 263H76V264H78ZM34 264H36V263H34ZM75 264V263H74ZM83 264V263H82ZM87 264H89V263H87ZM104 264V263H103ZM151 264H156V263H152L151 262Z\"/></svg>",
    "mask_w": 264,
    "mask_h": 264
}]
</instances>
